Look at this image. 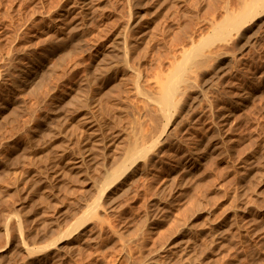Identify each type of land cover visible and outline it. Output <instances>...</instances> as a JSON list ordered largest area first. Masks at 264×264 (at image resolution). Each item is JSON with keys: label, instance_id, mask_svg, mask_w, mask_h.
I'll list each match as a JSON object with an SVG mask.
<instances>
[{"label": "rangeland", "instance_id": "obj_1", "mask_svg": "<svg viewBox=\"0 0 264 264\" xmlns=\"http://www.w3.org/2000/svg\"><path fill=\"white\" fill-rule=\"evenodd\" d=\"M84 1H86V3ZM150 3H154V4L158 5V6H160L161 3L164 4L162 7H159L160 14H159L158 18H160L163 21L169 22L174 27V31L177 30V32L184 31V32H188V33L195 32L196 39H199V38H201L203 36H207V40H208V38H209L208 36L210 35V38H211V37H213L212 34L215 35V33H214V26L212 24H210L209 20L208 21H205L204 20V16H205L206 11H208L210 8L213 10V8L216 7L218 9V14H217L216 17H213V18H215V19L217 18V21H220V20H222L226 16V11H225V8L223 9V6L229 5V7L231 9V12H233V10H238V7L240 5L239 4L240 3V0H176L175 2H173V0H166L165 2H163V0H152ZM149 18H150V12L146 11V2H145V0H83V1L82 0H0V71H1L0 72V74H1L0 75L1 76V78H0V83H1L0 84V86H1L0 87V104H1L0 105V121H1V124H4V125H1L0 124L2 126V127H0V130H1L0 131V138L2 137V140H0V150H1L0 151V162H1V164H0V172L2 173V174H0V178H1V176L2 177L4 176L3 177V178H5L4 181H7L6 180V176H8V178H9V176H11L9 179H11V181L13 180L12 183L14 182V184L16 186H18V187H16L15 185H13L10 180L6 183V182H4L2 180V178L0 179V180H2V182H4V183L0 182V189L2 188L1 189L2 191L0 190V193L2 192V195H3L4 192L8 191L9 193L11 192L10 193V197L11 196L13 197V194L16 197V198H12L11 197V200H9L10 198L8 196L9 195L8 192H6L4 194V196H1L0 195L1 196L0 197L1 201L5 199L3 202H7V201L9 202L8 203L9 205L7 203H3V202H2L3 204L0 203L1 204V206H0V214H1V216H0L1 217L0 218V220H1L0 221V224H1V226H0V232H2V234L4 235V236L3 235H0L1 236V238H0V248L3 247V249H4L5 244L7 243L6 238H8L7 239L8 240V243H7L8 246L6 245V247H5L6 250L5 251H2V249H0V262H1L0 264H3L4 261L6 262L4 264H21V263H18V262H23V260H24L23 257L24 256L21 255V253L18 252V251H20V249L24 245L27 246V244H28V247H29V245L31 247V244L32 245L33 244L36 245L38 243L37 241L42 240V241H40L42 244L41 243H38L37 246L33 245V247L35 246V248H38V245H40V247H42V245L45 246L50 241V239H53L54 240L56 236H57L56 237L57 239H58V237H60L61 233H57V232H60V231H63L64 232L65 229H68V227L71 228V226H75L74 225V223L76 222L75 219L77 221H79L77 223L80 224L82 222L84 223V221L87 218L89 219L91 217L90 220H92V218L101 216V214L99 215V213L104 209V206L103 205H102L103 207L101 206V204H104V201H103L104 198H101L102 201H101V199L99 200V198L101 197V195L94 190L95 189L94 187H90V186H93L94 183L97 182V181L95 182L96 178H98L99 181H100V176H102L101 177V181L103 179V175L101 174V172L103 173L104 167L103 168L102 167L101 168L100 167H97L98 166L97 164H100L101 163V166H103V164H104L103 162H105L106 165L108 164V162L111 163V161H113L112 159H115L114 158V155H116V157L118 155L121 156V154H120L121 150L124 147H126V148H124L125 150L127 149L128 145H129L128 142L130 140H131L130 143H132V142H134V139L135 140L142 139V138H139L141 135H142V137H145V136L148 137L149 132H150L149 139H151V137L153 136L152 135V132L157 130L156 131V133H157L159 130H161V128H163L164 123L167 122L165 120V118H163L161 115H159L158 113H156V111L152 110L150 108V106L148 107L149 104L146 103L147 101L144 102L146 100V99H144L145 96H143L141 93H140V95L137 93L139 91V89L137 87H134V86H136V84H137V82H135V81H137L136 77H138L137 76L138 74L135 73L136 71L134 69H130L129 72H128V74H129L128 75V78H129V81H131V82L128 81L129 82L128 83V88H130L131 94H133V95H129L130 97L127 96L128 98L122 92H119L120 89H121V91L123 89H125V85L121 84V86L119 85V86H117V87L114 88L113 87L114 85H113L112 82H110V81L106 82L104 79H100V80H98V81L95 82L96 85L95 84H92L93 86L91 85V87H90V89L92 88L90 90V94H91L90 97L91 98L93 97L91 99V101L94 100L96 98V96L100 95V97H102V100H101L100 104L96 108L97 109L98 108L101 109V107H103L101 109V111H102L104 109V107H105L102 104H105L106 103V107H107L109 104H112V102H113L112 106L111 105H109V106H111L113 108L111 109L108 106L109 108H107V109L105 108L104 109L107 112L106 113L103 112V114H102V112H97V113H101V114H98L97 117L101 120L102 118H105L108 115H110L112 113V110L114 112H117L118 111V113L120 111L121 116H123V117H120V118H122V119H120V121L118 120L119 118L117 119V122L118 121L119 122H118V125L117 126L115 124L116 128H115V126H112V130H111V129H109L111 127H107L103 131L104 132V135L106 134L104 138L107 139L106 141L104 140V144H105V142H107L104 145V147H103V145L101 146L103 148V150H105V147H106L105 155H102L103 157H100L99 155H101V153L104 154V152L101 151L102 150V148H101L100 149V153H99L98 149L96 148V150H94V152H93L95 156L92 159H90V160L95 161V162L93 163L90 160L87 161L88 162V167L90 166L89 169L87 167V163H85L86 165L84 164V166L83 165L80 166V167H77V166L75 167L74 166V169L68 171V173L66 172L69 175H66V174L65 175L64 174L60 175V174H57V172L54 171L55 170V167H54V161H53L54 158L53 157H55L54 155L56 154L55 153L56 152V149L57 150H59V149L60 150H63L62 147L65 146L64 149L68 151V155L70 154L69 157H71V155H73L72 156L73 159L76 160V161H74V163L77 162L78 159H81V156L79 154H76L79 151V146H78V144H75L74 143V145H76V147L74 149L73 142H76L75 140L77 138L75 136H77V135L79 136L80 135V130L77 129L79 131V132H77L76 128H74V127L75 126L79 127V125H81V122H79V121H81V119L79 120V118H82V116H84L83 115V109H81V106H80L79 103L78 104L76 103V104L79 105L80 108L77 107L75 103H74V105L77 108L74 107V106L72 107L71 105H73V104L70 102L71 101L70 98H72L74 96L72 94H75V97L76 98H77L78 95L81 97L82 100L84 98L83 93H81L82 92L81 90H82V87H83V85H81V84L83 83V81L85 79V73H83V72H85L84 71L85 68H83V67H85L84 64H86V62H88L89 65H90L89 67H90L91 73L93 72L92 74H94V73L96 74L97 72H94V71H97V68H98V65L97 64H100L101 63L100 66L102 64H104L102 61H100V63H99V61L97 60L98 58H95L96 57L95 56L96 55V52L100 48H102V47H104L106 50L107 49L110 50L112 47H114V44L112 42H114V43L117 42V39H115V38H117L118 36L115 37V35L116 34H119V32L120 33L121 32L122 33L123 32H126L127 29L130 30V31H139V30L144 29L145 28L144 27L145 26L144 25V22L147 21V20H149ZM143 20H145V21H143ZM134 22H135V24H134ZM131 24L133 26L136 25V24H138L135 27L136 28L135 30L133 29V26ZM48 27H49V29H48ZM130 27H131V29H129ZM19 31H21L23 33L19 32ZM123 34H120V35L122 36ZM14 35H15V38H14ZM99 35L100 36L102 35L103 37L101 36V38H99ZM25 36H26V38H25ZM62 36H64V37H62ZM110 36H111V38H109ZM121 36H119V37H121ZM215 37H216V35H215ZM10 38H11V40H10ZM96 38H98V39H96ZM102 38H104V39H102ZM97 40H100L99 41L100 43ZM212 40H213V43L211 45H213V44L215 45V42L216 43L218 42V40L215 41V42H214L215 39H211V41ZM208 41H210V40H208ZM110 46H112V47H110ZM230 47H231V45H230ZM230 47H228V48L231 51H233V53H235L236 51L239 50V48H238L237 45L234 46L232 44V47L231 48H233V50ZM26 48H27V50H26ZM87 49L88 50L90 49V51H88ZM7 51L11 55L8 54ZM29 52H31V53H29ZM115 52L117 53V55L120 54L119 55V58L121 56L122 59L120 58V60L123 61L124 54L121 51H115ZM28 53L30 54V56H29ZM236 53H237V57L240 58V56H241L240 55V51H238ZM7 54L9 55L10 59H9V57H8ZM44 54H45V56H44ZM5 55H7V56L5 57ZM87 55H88V57H87ZM89 55L92 58H90ZM34 57H35V59H33ZM37 57H38V59H37ZM82 57H84V59ZM81 58H82V60H80ZM85 58H86V62L84 63ZM94 59H96V60H94ZM32 60H33V62H32ZM81 61L84 64H82ZM10 63H12V64H10ZM246 64H248V65L251 64V65H250V67L248 66L249 68H247V65ZM15 65H17V67ZM95 65H97L96 66L97 68L95 67ZM33 68H34V70H33ZM9 69H11V71ZM12 69H13V71H12ZM18 69H19V71H18ZM92 69H95V70L92 71ZM259 69L260 70L264 69V49H262V47H261L260 44L257 45L256 47L252 48V50L248 54L242 56V58H240V61H238L237 67L233 68L232 71L226 73L221 78V80L219 81L218 85H216L213 89H211V91L210 90L208 91V93L210 92V94H208V96L211 99H213L212 97H214L216 99V97L218 96L219 93L229 92V88H230V90L233 89L235 91H239L238 88H235V87L233 88L232 86H231L232 87L231 88L229 86V84H228L229 83V80L235 78V73L237 71L240 74L243 73L241 75L245 78V79L243 78L244 82H247L248 81L247 83H251L252 86H253L252 89H251V92L249 93V96L246 97L245 98L246 100L244 99V101H243V102H245V104L243 103L241 105V107L238 108L235 111L236 113H233L234 114V115L232 114L233 116L231 115V117H230V121L231 122L229 121L230 123H228V125L224 126L222 129H220V131L218 130L221 133H218L217 130H216V133H218V134H216V135H214L215 133L214 134L213 133H210V134H213V135H211V137H213V140H214V141L212 140L213 143L216 142V141H218L216 143H218L220 145L219 148L217 150H215L214 152H212L211 154H209L208 156H206V157H204L202 159L201 165L196 170V172H193V173L192 172H188V173L185 172L186 174L185 173H182V172L180 173V177L183 176V177H185L187 179L186 180L185 178H183V181L184 182H185V180L188 181V182H185V183L183 182L185 186L182 184V186L185 187V188L183 187L184 189L182 190V193H185L186 192L187 194L184 195V194H181L180 192H179L180 194L177 192L178 194H176V197H175L176 199L175 198L173 199V202L175 201L174 202L175 205L173 203H172L173 205L172 204L170 205V208L173 207L172 209L167 210L165 212L166 214H163L161 212L162 214L161 213H160V215L158 214L159 216H157L155 220L146 217V221H145V218H144L145 216L144 215L146 214V216H147V211L149 209V206L148 205L150 204L151 199L154 197L153 194L151 196L150 193L153 192V191H149L150 193L149 192H146V193L143 192L142 193L143 196L142 195L136 196L135 193L133 195L130 194V196H128V197L127 196H124L125 200H122V199H124L122 197L120 199V205H119L120 207H123V208H120V207H117L116 208V209L120 208L121 212H120V210L119 211L118 210H115V213H114V211H112L110 213V214H114V215L116 214L115 215V219H114L115 221L114 222H113V218H114L113 216L114 215L111 216L112 217V220L111 219L109 220V221H112V222H109L108 221V219L110 218V216L102 215L103 216V219L105 218L104 219L105 222L108 221L107 223H105L103 221V223H105V225H108L110 223L111 225L113 224V226L111 227L110 224L108 226H105L102 223V225H103V227L105 229L102 227L103 228L102 229V234L100 235L101 238L99 237L97 239V241H96V244H97V242L100 239V241H99L100 243L98 242V246L95 244L93 246H96V248L93 247V246L91 248L90 247H86L87 249L84 248V250H82V252L79 253L80 255L83 254L82 256H78L79 254H76L77 256L75 255V256H73V258L70 257V256H68L64 260L65 262H63L62 264H68V263L71 264L70 262H72V261H73L72 264H75L76 261L79 264L84 263V262L86 264H92V263H94V264H137V261H136L137 259H139L138 260L139 261L138 263L139 264H142L141 262L143 261L144 258H145L144 260H146V258L149 256L148 254H151L152 252L153 253L154 252H157V250L159 251L161 249V247L164 246L165 243H167V244H165V246L163 247V250H160L162 252L161 256L165 255L166 252L167 253L171 252V253L168 254V255L172 256L169 259H172L173 258L172 261L174 262V258L176 257V260H178V262L181 261L179 263L177 261H175V264H177V263L178 264H181V263L182 264H188V263H190V264H192V263L193 264H195V263L196 264H200L201 263V260L203 261L204 258H205L204 259L205 263L202 262V264H207V263L208 264H213L214 261H215V259H216V256L217 255L221 258V262H219L220 261L219 260L220 258L217 256L218 257L217 258L218 260L216 259V261H217V263L215 261L216 264H219V263H221V264H224V263L225 264H234L235 262L238 263V262H240L241 259H243L247 255H249L248 257L250 259L247 257L248 260L245 259V260H247V261H245L243 259V261L241 260L242 261L241 263H243V264H247V263L248 264H254V262L257 263V261H258L259 264L260 263L261 264H264V260H262V259H264V257H263L264 256V254H263L264 253V241H262L264 239L263 238L264 237V228H263L264 227V218H263V220L258 219L259 214H261V213L264 212V76L260 77V74L261 73H259V71H260ZM3 70H4V72H3ZM14 71H16V73ZM21 71H23V72H21ZM31 71H32V74H31ZM19 72H20V74L21 73L22 74L20 75ZM5 75H6V77H9L10 75H11L10 77H12V76L13 77L12 78H8V80H7L6 77H5ZM257 75H259V76H257ZM253 76H255L257 78L254 77L255 79H253ZM246 78H247V80H246ZM23 79H25V80H23ZM134 79H136V80L134 81ZM249 79L251 81H255V83H252ZM15 80L17 81V83H16ZM81 80H82V82H81ZM9 81H10V84H9ZM105 82H106V84H105ZM20 83H21V85H20ZM133 83H134V86L132 85ZM13 84H14V86H13ZM129 84L131 85L130 87H129ZM19 85H20V87H18ZM111 85H113V86H111ZM12 86H13V88H12ZM109 86L112 87V90H111V87H109ZM79 87L81 88V90H77V89H79ZM107 88H110L109 90H111V91L108 90L109 93H107L108 92L107 91ZM117 88H120V89H118V93H121L120 94V98H119V95L117 93ZM134 88H136V89H134ZM16 89H17V91H16ZM98 89L100 91H98ZM95 90L98 93H96ZM78 92H79V94L77 95ZM103 92H104V94H103ZM111 92H112V94H110ZM106 93H107V95H105ZM134 93H137L139 96L142 95L143 97L141 96V97L138 98V95L136 96V94H134ZM80 94H82V95H80ZM115 94H116V96H118L117 97L118 99L115 98L116 97V96H114ZM36 95H38L37 98H36ZM42 95H45V96L42 97ZM108 95H109L110 98L108 97ZM6 96H9V97L6 98ZM103 96L105 98L107 97L108 99L107 98L106 99H103L104 98ZM121 96L122 97L125 96L126 98L123 97V99H124L123 100V99H121L122 98ZM133 96L134 97H137L138 100H136L137 98L136 99L135 98L133 99ZM40 97H42V98H40ZM75 97H73V98L76 99ZM73 98H72V100L74 102L79 101L77 99L74 100ZM113 98H114V100H112ZM81 99H80V101H81ZM119 99H121V100L118 102ZM215 99H213V100H215ZM7 100L10 101V102H8ZM37 100H38V103H37ZM39 100L41 101V103H40ZM44 100H45V103H44ZM103 100L104 101L107 100V101L104 102ZM108 100L111 101V102H109V104L107 103ZM115 100H117L116 104L114 103ZM50 101H52V102H50ZM60 101H62V102H60ZM121 101L122 102L124 101L123 104H125V105L121 106L122 105V102ZM64 102H66V103L68 102L67 104H68V106L70 104V106H69L70 108L68 106H66V105H65L66 106L65 107L63 105ZM142 102L144 103V105H145V103L147 104V106L146 105L145 106L149 108V112H151V113L146 112L147 111L146 109H148V108H146L145 110L144 109H140L141 106H142V108H145V107H143L144 105H143ZM4 103H6V104H4ZM43 103L46 104V106ZM133 103H135V104H133ZM19 104H20V106H19ZM37 104H39V106H41V105L42 106L41 107H38ZM47 104H49V105H47ZM53 104H55V106ZM136 104H137V107H139V108L136 107ZM206 104H207V102H204V104H202L203 106H200L195 111V115H193V117L195 116V118H196V117H199V116L209 115L208 112H210V110H208L209 108H206V107H208V105H206ZM14 105H15V108L16 109L14 108ZM115 105L119 106L120 107V110H119V107L117 108V107H115ZM53 106H54V108H53ZM124 106H126L128 108L130 107V109L127 108L126 109L127 112H125V109H124L125 107ZM42 107H44V108H42ZM121 107H123L122 109H124V110H122ZM36 108H40V111H39V109L37 111ZM48 108H51L50 109L51 111ZM66 108L68 110H66ZM75 108L77 110L78 109L79 110L78 111H75ZM41 109H44L45 111L43 110V112H42ZM108 109L111 110L110 114L108 113L110 111ZM115 109H117V110H115ZM70 110H73L74 113L72 111H71L72 112L71 113ZM96 110L94 109V111H96ZM142 110H144V112H146L145 114L149 113L147 115L152 114V116H153L154 113L158 114L159 116L156 115V114L155 115L158 116L159 117L158 119H160V120L159 121H158V119L156 120V116L151 117V119H153L155 117L154 120H156V121L149 119L148 116L147 117H146V115L144 116V112ZM32 111H34V112H32ZM138 111H140V113ZM1 112H2V114H1ZM37 112H39V114ZM66 112L70 116L68 114H66ZM77 112H78V114H77ZM6 113L8 115H4ZM104 113H105V115H104ZM107 113H108V115H107ZM123 113H124V115H122ZM65 114H66V116H65ZM71 114H72V116H71ZM73 114H74L75 117L73 116ZM32 115L33 116L35 115L34 117L36 119ZM63 115H64L65 118L63 117ZM99 115H101V116L103 115L104 117L102 116V118H101V116H99ZM4 116H8V117H6V120H8V122H12V125L13 126L10 125L11 123L8 124L7 121L2 120V119H5V118H3ZM40 116H42V117H40ZM51 116H53V117H51ZM57 117H59V118H57ZM60 117H63V118H60ZM12 118H13V120L15 119L14 120L15 123H14V121H12ZM45 118H47V119L45 120ZM33 119H35V120H33ZM53 119H54V122H53ZM57 119H59V120L57 121ZM64 120H66V122ZM47 121H48V123H47ZM55 121H56V124L57 125L55 124ZM153 121L156 122L155 124H153V125H155L154 126V129L155 130H151V129H153V127H152L153 126L152 125ZM52 122H53V125H54L55 128L52 126V124H51ZM75 122H77L78 124L76 125ZM72 123H74V126H72L73 125ZM160 123H162V124H160ZM62 124H63V127H61ZM67 124H69V125H67ZM5 125H6V127L4 128ZM17 125L20 128L17 127ZM47 125H48V127L49 126L50 127L49 128L46 127ZM58 125H61V126L58 127ZM24 126H25V128H24ZM156 126H159L160 129L158 127H157L158 128L157 129ZM227 126L228 127L230 126L229 129H228ZM11 127L12 128L14 127V129H17V128L18 129L17 130H13ZM60 127H61L62 132L58 130V129H60ZM69 127H70V131L72 130L71 132L68 131ZM41 128L44 129V130H46V131L42 130ZM56 128H58V129L55 130ZM5 129H6V131H5ZM7 129H8V132H7ZM120 129H122V130H120ZM123 129H124V131H123ZM32 130L34 132H32ZM54 130L56 131V133L53 132ZM63 130L66 131V132H64ZM226 130H227V132H226ZM10 131L12 132V135L13 136L11 135ZM41 131L43 132V134H42ZM51 131L54 133V136L56 135L55 137L53 136V133H50ZM6 132H7L8 135H10V137H8V135L6 134ZM47 132H49L50 134H49L48 137H45V135L47 134ZM119 132H121V133H119ZM3 133H4L5 137L3 136ZM23 133H25V134H23ZM44 133H46V134H44ZM59 133L62 134V135H60ZM65 133H67V134L66 135H63ZM76 133H79V134H76ZM145 133H148V134H145ZM203 133L204 134L207 133V135H210L209 134V131L208 132L205 131ZM16 134H18V135H16ZM108 134H109V137L107 136ZM135 135H138L139 137L137 136L138 137L137 138ZM50 136L51 137L53 136L54 138L53 137L52 138H49ZM57 136H58V138H57ZM71 136H72V140H71ZM115 136L117 137V139H113ZM127 136H128V141H127ZM6 137H8V138H6ZM23 137H24V139H23ZM62 137L63 138L65 137V139H63ZM110 137H112V138H110ZM147 137H145V139ZM37 138L39 140L41 138L44 139V140H42V142H40L41 143L40 144L39 143V140ZM129 138H132V139H129ZM7 139H9V140L7 141ZM27 139H31V140H27ZM46 139H48V140H46ZM52 139H54V140H52ZM62 139L64 140V142H66V140H68L66 142L67 143V146H68V149L66 147V143L63 144V142L61 141ZM25 140H27V141H25ZM70 140L72 142H70ZM112 140H114V141L111 143ZM147 140H148V138H147ZM1 141H4V142H1ZM30 141L32 142L31 144L29 143ZM46 142H48V143H46ZM60 142H62V143L60 144ZM126 142H127V145L124 146L126 144ZM2 144H3V146H2ZM56 144H57V146H59L61 148L57 147ZM108 144H109L110 147L107 146ZM8 145H10V146H8ZM7 146H8V148H7ZM13 146L16 147V148H14ZM25 146H27V147H25ZM30 146H31V148H30ZM33 146H35V147H33ZM51 146L52 147L55 146V148L53 149ZM71 146H72V148H71ZM37 147H38V149H37ZM114 147H115V149H114ZM50 148H52L51 149L52 152L50 151ZM155 148H158V145ZM155 148H154L153 151L157 150ZM24 149H26L25 150L26 154L23 151ZM116 150H118L117 153H116ZM123 150H122V158L124 157ZM21 151L23 152L22 155L24 156V154H25V156L28 158V161H27V158L25 156H24L25 157L24 158L22 155H19V153L21 154ZM27 151H28V153H27ZM47 151H49V152H47ZM95 151H98V152H95ZM109 151L112 152V154H110ZM113 151H114V153H113ZM34 152H35V154H33ZM45 152H47V154L48 153L50 154V152H51V155H47L46 154V156H45L44 155ZM52 153H54V155ZM97 153H98V155H97ZM31 154H32V156H30ZM36 155H38V156L39 155H43L42 157L44 158V160L47 157H49V156L50 157L52 156V158L51 159L48 158V160H46V161H49V160L50 161H49V163H47L46 161H42L43 158L41 156L38 159V157ZM29 156H30V159H31L30 161H29ZM4 157H5V159H4ZM10 157L12 158L13 161L16 160L15 162H13L14 166L17 163V165L15 166L16 168H13L14 166L12 164V160H11ZM18 157H19V159L22 158V157L23 158H22V160H19V159L17 160ZM36 157L39 160V162H38V160H35ZM105 157H108L109 158V161H108V158H105ZM7 158H8V160H6ZM118 158H119V156H118ZM40 159H42V160H40ZM103 159H105L106 161L105 160L103 161ZM118 160L121 161V157ZM6 161H8V162H6ZM9 161L11 162L12 165L9 164ZM17 161L18 162L20 161L21 164L19 165V163ZM23 161H26V162H23ZM31 161L32 162L33 161H35V162L37 161L36 164H38V163L39 164L36 166V164L33 162L34 164L31 163L32 164L31 165L29 163ZM89 162H90V164H89ZM51 163H53V166H52ZM25 164H27L29 167L27 165H25ZM117 164H120V162L117 163ZM23 165H24L25 168H22ZM81 167H82V169H81ZM96 167L97 168H100V169H96ZM2 168L3 169L5 168L7 171L6 170H3ZM26 168H29V169L26 170ZM15 169L18 172H20V174L17 172L18 175H22L21 173L24 172L23 173V176H18L16 174V170ZM47 169L49 171L51 169L52 170H51V172H49ZM95 169L98 171V173L96 172ZM76 170H78V171H76ZM99 170L100 171L102 170V171L100 172ZM11 171H13L12 173H14V172L15 173L14 174H11L10 173ZM85 171H86V173H85ZM93 171H95V172H93ZM74 172H76V173H74ZM81 172H82V174H80ZM87 172H88V174H87ZM92 172H93V174L90 175V173H92ZM99 173H100V175H99ZM9 174H11V175H9ZM47 174H49V176ZM73 174L74 175L77 174V175L73 176ZM84 174H86V175H84ZM12 175H17L18 178H17V176L16 177L14 176L12 178ZM53 175H55V177ZM43 176H44V178H43ZM46 176H48V177L46 178ZM58 176H59V178H58ZM84 176H85V178H84ZM92 176L94 177L93 178L94 181L92 179ZM50 177H52L51 180H50ZM68 177H70V178L72 177V179H70ZM33 178H35V179H33ZM38 178H40V179H38ZM65 178L66 179L68 178V179L65 180ZM15 179H17V180H15ZM32 179H33V181H32ZM53 179H54V181H53ZM57 179H59V180H57ZM84 179H86L88 182L86 180H84ZM39 181L40 182L43 181V182L40 183ZM89 181H90V183H89ZM31 182L35 186L34 188H36L38 186L37 189H32L33 188V185L31 187V184H32ZM61 182L64 183V184H62ZM10 183H11V185H10ZM48 183H50V184H48ZM51 183H52V185H51ZM56 183L59 184V185L60 184L63 185V186L60 185V190L59 189L58 190L56 189L57 187L59 188V185H57ZM46 184H48V185H46ZM1 185H2V187H1ZM6 185L7 186L9 185L10 188H9V186L7 187ZM44 185H45V187H44ZM51 187H53V188H51ZM5 188H8L9 190L8 189L5 190ZM15 188L17 190L18 189L19 190L16 191ZM47 188H49V189H47ZM46 189H47V191L43 192ZM31 190H33V191H31ZM88 190H90L89 191L90 193H87ZM92 190H93V193H91ZM13 191H16V192L12 193ZM29 191L32 192V193H30ZM37 191H39L42 195L40 193L38 195V192ZM58 191H60V192L58 193ZM94 191L96 192L95 194H94ZM27 192L29 193V195L26 196V198H25V194L27 195ZM48 192H49L50 195L48 194ZM17 193H18V196H17ZM45 193H47V194H45ZM147 193H148V195H147ZM98 194H99V197L97 196ZM190 194L192 195V198H193L192 201H190L188 198L186 200V197H188ZM22 195L24 197H22ZM32 195H34L37 199L40 198L39 196H41V198L37 201L36 198L34 196H32ZM44 195H47V196H44ZM59 195H60V197L57 198ZM86 195L87 196L90 195V196L87 197ZM144 195L146 197L145 199H147L148 196L149 197H148L147 200H145L143 202L142 200L144 199ZM7 196H8V198H7ZM31 196H32V198H31ZM53 196H54V198L52 199ZM19 197H20V199H19ZM43 197H46V199L44 200ZM47 197L49 198V200H51L50 202L53 203V204H50V202L46 201L48 199ZM85 197H87V199ZM95 197L98 198V199L96 200ZM130 197H132V198H130ZM137 197H139V198L137 199ZM181 197H182V199H181ZM21 198H22V201H21ZM84 198L87 201H82V200H85ZM128 198H130V199H128ZM133 198H134V201H133ZM183 198H185V199H183ZM189 198H191V196H189ZM234 198L236 200L235 202L233 201ZM41 199H42V201H41ZM92 199H94L96 202L93 201ZM126 199H127V201H126ZM56 200L58 201V203H57ZM78 200H80V201H78ZM121 200H122V202H121ZM198 200H199V202L200 201L201 202L198 203ZM230 200H231L232 204L229 202ZM12 201H14V203ZM27 201H28V203H27ZM31 201H32L33 206L31 204ZM92 201H93V203L91 204ZM97 201H99L100 207H98V208H100L101 211L100 210L99 211H95L96 210V207H97V205L95 203H97ZM128 201H129V205H127L128 203L126 204V202H128ZM195 201H197V204L198 205L203 204L204 206H206L207 203H209L208 205H211L210 207H212V204H213V206H216L215 208L212 207L213 209L212 208L211 209H208L209 207L206 206L207 207V211L205 212L206 214H204L199 219L200 220V223L199 222H196L198 225H201V226H198V225L195 224L196 226L194 228L195 231L197 232L196 235L197 236L199 235V238H197V241L191 243V247H190L191 250L189 249L188 251H187V249H186V251L184 250L185 249V248H183V245L184 244L182 246L175 245V247L174 246L173 247L168 246L169 243H170V238L177 232V230L175 232L173 231V230H175V227L174 226H176V224H177V222H174L173 219H175L178 216L177 213L178 214H181V215H179L177 217V219L178 218H185L186 215L189 216L192 213V212L191 213L189 212L190 211L189 209H191V211H194L198 207V206H196L197 204L195 205ZM246 201L248 203L249 202L250 203L248 204ZM251 201H252V205H254L253 203H255L256 206H252L251 205ZM10 202H12V203H10ZM15 202H17V203H15ZM36 202L38 204L40 203L39 206H38V204ZM54 202H55L56 205L54 204ZM75 202H77L79 204V208H78V204H76V205L74 204ZM86 202H87V205H86ZM88 202H89L90 209H91L90 210V213L92 211H95V212H97L95 214H98L99 216L98 215H95L93 217V215H94L93 213H91V215H90V213L88 212L89 210L86 211L88 209V207H89L88 206ZM100 202H102V203H100ZM146 202H147L148 205L145 204ZM189 202H191V203L194 202V204L192 203L193 206ZM228 202L231 204V206H233L232 207V210H231V206H229ZM233 202L238 204V205L236 204L237 207L238 206H241V210L238 209L240 207H238V208L234 207L235 204ZM34 203H36L37 205L34 204ZM44 203H46V204H44ZM48 203L50 205V206L48 205L49 207H51V205L58 206V207H56L57 209H55L54 207H51V209L52 208L53 209L50 210V208L47 206ZM83 203H85V207H84V204ZM139 203H141L142 205H140ZM5 204L8 205L9 207H6ZM13 204H15V205H14V207L12 206L13 207V209H12L11 205H13ZM16 204H17V206L19 208H22V209L19 210V208L16 206ZM26 204H27V206H26ZM59 204H61V205H59ZM62 204H63V206H62ZM71 204H72L73 207L71 206ZM144 204L146 205V207H145ZM20 205L22 207H20ZM34 205H35V208L36 209H34ZM40 205H41V207H40ZM91 205H93V206H91ZM95 205H96V207H95ZM125 205H126V207H125ZM130 205H133L134 207L133 206H130ZM243 205L246 206L247 208L245 209ZM82 206L84 208L81 210ZM135 206H137V207H135ZM140 206H143L144 208L143 207L140 208ZM190 206H192V207L190 208ZM242 206H243V208H242ZM250 206H251V208H250ZM43 207H45V208H43ZM124 207H125V209H124ZM193 207H195L196 209L193 208ZM6 208L7 209L9 208L11 211L9 209L7 210ZM24 208L27 209L29 212L27 210H23ZM71 208H73V209L71 210ZM98 208H97V210H98ZM130 208H133V210L132 209L130 210ZM192 208H193V210H192ZM30 209H32V211H31L32 213L30 212ZM65 209H67V211ZM74 209H75V211H78L79 210V212H75ZM92 209H95V210H92ZM123 209H124V211H123ZM185 209L186 210L188 209V210L185 211ZM13 210L15 211V215L17 213L16 210H18L20 213L18 212L17 214L18 215L20 214V217H22V218H20L18 215H16V216L13 215L14 214ZM144 210L145 211L147 210L146 213H145ZM209 210H210V212H209ZM4 211L5 212L7 211L6 214H5ZM24 211H25V214L28 215V217H27V215L22 214V213H24ZM33 211H36V212H39L40 211L39 214H40L41 218L39 217V219H38V216H36L35 214H37V215H39V214L38 213H35ZM81 211L82 212L84 211L85 214L82 213ZM127 211H128V213H127ZM61 212H63L64 214L63 213L61 214ZM74 212H75V215H74ZM184 212L185 213L188 212V213L185 214ZM42 213H43L44 216L41 215ZM69 213H71V214L69 215ZM76 213L78 215L80 213H82L79 216H82L84 214L85 216L83 215L82 219L85 218V220L84 221L82 220V222H80V220L77 219L79 216ZM124 213H125L126 216L124 215ZM11 214L13 215V217H12ZM86 214L90 215V217L88 216L86 218ZM242 214L244 215V217H243ZM2 215H3V217L4 216H6V217H4V219H2L3 218ZM117 215H118V217H117ZM131 215H134V216H131ZM7 216H9V217H7ZM14 216H15V218H14ZM72 216H74V217L71 220V222H69L70 221L69 219L72 218ZM106 216H107V218H106ZM128 216H129V218H128ZM174 216H176V217H174ZM204 216H206V220H205V217ZM239 216L240 217L242 216V217L240 218ZM10 217H12V218H10ZM125 217H126V219H125ZM237 217L240 218V219L237 220ZM64 218H66L68 220H65ZM121 218H123L126 222L125 221H122L123 219H121ZM142 218L144 219V221H143L144 223L143 222L141 223V221H138L139 219L142 220ZM210 218H211V220L209 221ZM253 218H254V220L255 219L256 220L254 221ZM5 219H6V221H5ZM20 219L23 222H25V223L20 222ZM23 219L24 220L27 219V221H24ZM33 219H36V220H34V222H33ZM52 219H54L53 221H55L56 223L53 224ZM88 219L85 221L86 223L88 222ZM117 219H120V220H117ZM185 219H187V218H185ZM257 219L259 220L260 223H258V220ZM150 220H152V221H150ZM207 220H208L209 223L206 222ZM244 220H245V223H244ZM49 221L52 223V226H51V224L50 225L48 224ZM57 221L59 222V224H58ZM62 221L63 222L67 221V222L63 223ZM72 221L73 222L75 221V222L73 223ZM96 221H97V218H95V221H94V219L92 220V222L90 221L89 224L90 223H93V222H96ZM202 221L205 222L204 223L205 225L204 224H201V223H203ZM237 221L238 222L242 221V222H240V224L243 227V228L241 227L242 229L239 227V225H238L239 223L237 224ZM5 222H7V223L9 222V223L6 224ZM45 222L46 223L48 222L47 224H48V226H50V228L52 230L51 229L49 230V228H46V227H48L47 224L42 225V223H45ZM127 222L130 223L132 226L129 224V227H128V223ZM139 222L142 225L141 224L138 225ZM146 222H148V223L146 224ZM213 222H215L216 224L213 223ZM217 222H220V223H217ZM233 222H236V223H233ZM246 222L248 223V227H250L251 230L252 231L254 230L255 232L254 231L252 232L250 229L249 230L251 232H249V230L247 229V227H244L245 224H246ZM254 222L256 223V225H255ZM4 223L6 225L3 226ZM77 223H76V225H77ZM242 223L244 224V226H243ZM20 224H22V225H20ZM56 224H58V225H61L62 224V227H64L65 229L64 228H63L64 230L61 229L62 227H60V226H58ZM71 224H73V225H71ZM136 224H137V227L138 226L139 227H138V229H136L137 228L136 227L135 230H134V226ZM41 225L43 227L45 226V228L39 227ZM83 225H86V224L84 223ZM252 225L254 227H252ZM6 226L8 228L10 227V229L12 228V230L10 232L12 236L9 235L10 233H8V232L10 230H8V228ZM19 226H22V228L19 227ZM56 226H57V228L60 231L59 230H56L57 232L53 235L51 233H54V232H51V231H54L53 229L54 228L56 229ZM66 226H67V228H66ZM144 226H146L145 227L146 229L144 228L143 231H142L141 229ZM172 226H173L174 229L172 228ZM114 227H116V228H114ZM225 227H226V231H223V230H225V229H223ZM227 227H228V229L230 231L227 229ZM236 227H237V229H236ZM40 228H41V230H39ZM208 228L210 229V231H209ZM232 228H233V230H232ZM239 228H240V230H242V233L241 234L244 235V236L241 235V237H242L241 239L243 241L239 238V236L237 235V233L235 234V231L238 230ZM257 228H259L260 230H262V231L258 230L259 231V232H257L258 234L256 233V231H257L256 229ZM112 229H114V232L117 231L116 232L117 234L114 233V232H111V231H113ZM115 229H117V230H115ZM17 230H19V231L24 230V231H22L23 233L21 235V232H19ZM37 230H38V232H37ZM43 230H45V231L43 233H40ZM169 230H172L174 232V234L172 232V234H173L172 236H170L171 235V231H169ZM246 230H247V232H246ZM3 231H4V233H3ZM33 231H35V232H33ZM198 231H199V233H198ZM222 231H223V233H222ZM227 231H229V232H227ZM139 232H141V233H139ZM232 232L234 233V235H233ZM7 233H8V235H7ZM44 233H45V235H44ZM113 233L116 236H118V237H115V235ZM203 233H206V234H203ZM227 233H229V234L227 235ZM231 233H232V237H231ZM31 234H33L32 235L33 236V241L35 240L36 241V242L34 241L35 243L32 241V236H30ZM39 234H40V236H37ZM119 234L120 235H124V237L123 236H119ZM214 234L217 235V237L216 236H213ZM252 234H254V235H252ZM18 235L21 238H19ZM23 235H24V237H23ZM250 235H252V236H250ZM13 236H16V237H13ZM28 236L30 238H28ZM47 236H49V237H47ZM102 236H104L106 239L105 238L102 239ZM204 236H206V237H204ZM212 236L215 237L214 238V240H215L214 241V245H213V243L212 244L210 243V242H213V240H212L213 237ZM226 236H228V237H226ZM233 236L234 237L237 236L239 238V240H238L237 237L234 238ZM45 237H46V241L49 240L47 243H44ZM251 237L253 239H251ZM41 238H44V240L41 239ZM125 238H127L126 241H125ZM167 238H169V241H168ZM217 238H220L219 240H221V241H219ZM232 238H233V240H232ZM245 238H247V239L245 240ZM248 238H250V239H248ZM4 239H5V241H4ZM9 239H10V242H9ZM59 239H62V237H60ZM121 239H122V241H124L126 243L122 242ZM223 239H224V241H222ZM259 239L260 240L262 239V240L259 241ZM25 240H27L28 242L25 241ZM53 240H51V241H53ZM201 240H204V242H206L205 240H207V244L204 243V242H201ZM58 241H60V240H58ZM208 241H210V242L208 243ZM217 241H218V243H217ZM227 241L230 242V243L228 244ZM237 241L240 242V243H238ZM247 241L248 242L250 241V243L246 244ZM24 242H25V244H24ZM128 242H130V243H128ZM196 242H197V244L195 246H193ZM200 242H201V244H200ZM221 242H223V243H221ZM259 242L262 243V244H260ZM122 243L125 244V246H123ZM220 243L223 244V245H221V248L222 249H220ZM226 243L228 245L231 244L230 246H227V248L229 247L228 250L224 246V245H226ZM20 244H21V246H20ZM158 244H162V245L159 246ZM232 244H233V248L231 247ZM234 244L237 245V246H235ZM126 245H128V246H126ZM199 245L200 246L201 245L203 246L202 249H201V247ZM254 245H255L256 248H254ZM259 245H260V247H259ZM261 245L263 246L262 248H261ZM129 246H131L130 249H129ZM139 246H142L143 248H141ZM198 246L200 248L196 249V247H198ZM243 246L245 247V250H244V247ZM99 247H100V249H99ZM124 247H125V250L123 251ZM206 247H208V250H206ZM209 247L211 248V250H213V253H212L211 250H209ZM237 247L238 248L240 247V249L243 247V249H241L239 251V253H237L238 252L237 250H239ZM154 248H155V250H154ZM164 248L165 249L167 248L168 251H166ZM204 248H205L206 251L205 252H200V254L202 253V254H204V256L202 257V255H200V256L197 255V254H199L197 251H201V250L204 251ZM252 248H254L256 250L253 249L254 251H251ZM85 249H86V251H85ZM89 249H90V252H92L94 255L91 254V253L89 254ZM126 249L128 251H126ZM145 249H146V251H145ZM230 249L231 250L235 249V250L232 252V251H230ZM13 250L16 251L14 257H13L14 253L12 254ZM94 250L96 251V253L98 252L97 250H99V256H98V253L96 254ZM142 250H143L144 253L143 254H140V252L142 253ZM152 250H154V251H152ZM173 250L175 252H173ZM125 251L126 252H129L130 251V252L126 254ZM183 251L186 252V253L184 252L185 253L184 256L187 255L188 257L187 256L186 257L188 258L189 261L187 260V258H185L184 256L180 255V254L183 253ZM189 251H193V252H189ZM222 251H223V253H222ZM225 251H226V253H224ZM227 251L229 252V254L232 253V255H233V253L234 254L236 253L234 255L235 258L233 259L234 256H230L232 258V260H231V258H229V255H226V254H228ZM255 251H257V252H255ZM195 252H197V253H195ZM248 252H249V254H248ZM187 253L190 254V257H189V255ZM241 253H243V254H241ZM250 253H252V254L254 253L253 256ZM1 254H3V255H1ZM4 254H6V255H4ZM22 254H24V253H22ZM95 254H96L97 257L95 256ZM128 254H130V255H128ZM144 254H146L145 257L143 256ZM223 254H225L226 257H223ZM237 254H238V256H237ZM257 254H258L259 257L257 256ZM86 255L88 257V259H87L88 261L85 259V258H87ZM100 255H101V258H98V257H100ZM211 255H212V257L215 256L214 257L215 259L214 258L212 259V257L210 259L209 256H211ZM3 256H5V258L7 260H4L5 258ZM92 256L95 257V258H93ZM126 256H127V258H126ZM138 256L139 257L141 256L140 258H142V256H143L144 258L142 260H140V258H138ZM74 257H77V258H75L77 260H75ZM133 257H135V258H133ZM237 257H238V260H237ZM9 258H11L12 261ZM129 258L130 259H133L134 262L131 261ZM178 258L179 259L180 258H183L184 260H182V259L179 260ZM222 258H224V259L226 258L225 260H227V258H229L230 260L228 259L229 261L227 260V263H226V261L224 259H222ZM21 259H22V261H20ZM164 259H166V258H162L161 257V260L162 261H165ZM74 260H75V262H74ZM83 260H84V262H83ZM207 260L208 261L210 260V262H208ZM222 260H224V261H222ZM259 260L260 261H263V262H260ZM8 261L9 262L11 261V262L8 263ZM166 261H165V263H162V264H169L170 262H171V264H173L172 261H168L169 263L166 262ZM230 261H231V263H229ZM77 262H76V264H78ZM211 262H213V263H211ZM245 262H247V263H245ZM249 262H251V263H249ZM159 263H161V262H159ZM143 264H144V262H143Z\"/></svg>", "mask_w": 264, "mask_h": 264}, {"label": "bare ground", "instance_id": "obj_2", "mask_svg": "<svg viewBox=\"0 0 264 264\" xmlns=\"http://www.w3.org/2000/svg\"><path fill=\"white\" fill-rule=\"evenodd\" d=\"M83 1V0H82ZM152 0H145V2H146V11H148V12H150V18H149V20H147V21H145V20H143V21H145L144 22V29H142V30H139V31H130V30H126V32H119V34H116L115 35V37L116 36H118L117 38H115V39H117V42H112L113 44H114V47H112V46H110V47H112L110 50L109 49H105L104 47H102V48H100L97 52H96V57L95 58H98L97 60L99 61V63H100V61H102L104 64H102L101 66H100V64H97L98 65V68L96 67L97 65H95V67L97 68V71H94L95 69H92V71H94V72H97L96 74L94 73V74H92L91 73V70H90V65H89V63L88 62H86V58H85V61H84V63L86 62V64H84V63H82V61H81V63L82 64H84L85 65V67H83V68H85V72H83V73H85V79H84V81H83V83L81 84V85H83V87H82V90H81V88L79 87V89H77V90H81L82 92L81 93H83V96H84V98H83V100L81 99V97L78 95L79 94V92L77 93V98L75 97V94H72V95H74L73 97H75L77 100H79L80 101V99H81V101L79 102V101H77V102H74L73 100H72V98H70V102L73 104V105H71L72 107L74 106V107H79V105H77L78 103L80 104V106H81V109H83V115L84 116H82V118H79V120L81 119V121H79V122H81V125H79V127H77V126H75L74 128H76V130L77 129H79L80 130V135L77 137V136H75L77 139L75 140L76 142H73V145H74V143L75 144H78V146H79V151L76 153V154H79L80 156H81V159H78V161L77 162H75L74 163V161H76V160H74L73 159V155H71V157H69V155H68V151L67 150H65L64 149V147H62L63 148V150H57L56 149V154L54 155V153H52L55 157H53L54 158V167H55V172H57V174H60V175H62V174H66V175H69V174H67L68 173V171H70V170H72V169H74V166L76 167H80V166H84V164L85 163H87V167H88V162L87 161H89L90 159H92L95 155H94V150H96V148L98 149V151H99V153H100V149L102 148L101 146L103 145V147H104V145L107 143V142H105V144H104V140L106 141L107 139H105L104 137H105V135H104V129L105 128H107V127H111V128H109V129H111L112 130V126H115V124H116V126L118 125V122L120 121V119H122V118H120V117H123V116H121V114H120V111H119V113H118V111L117 112H114L113 110H112V113L114 114H110V112H111V110L110 109H108V110H110L108 113L110 114V115H108V113H107V117H105V118H102V116L101 115H99V116H101V120L97 117V115L98 114H101V113H97V112H102V114H103V112H107V111H105L104 109L106 108H113V107H111L112 106V104H113V102H112V104H109V102H111L110 100H108V104L109 105H111V106H107L106 107V103L105 104H102V105H104L105 107H104V109L101 111V109L103 108V107H101V109L100 108H96L99 104H100V102H101V100H102V97H100V95H98V96H96V98L94 99V100H92L91 101V99L93 98H91L90 97V90L92 89H90V87H91V85L92 84H95V82L96 81H98V80H100V79H104L106 82H108V81H110V82H112L113 83V85H111V86H113L114 88L115 87H117V86H121V84H123V85H125V89H123L122 91H121V89L120 88H117V93H118V89H120L119 90V92H122L126 97L127 96H129V95H133V94H131V90H130V88H128V83L129 82H131V81H129V78H128V72H129V70L130 69H134L135 71V73H137L136 75L138 76V77H136V79H137V81H135L136 79H134V81L135 82H137V84H136V86H134V83L132 84L134 87H137L138 89H139V91L137 92L139 95H140V93L143 95V96H145V98L144 99H146L144 102H146V103H148L149 105H148V107L150 106V108L152 109V110H154V111H156V113H158L159 115H161L163 118H165V120L167 121V122H163L164 123V126H163V128H161V130H159L157 133H156V131H151L152 132V137H151V139H149V137H150V130L148 131L149 132V135H148V137L147 136H145V137H147L148 138V140H147V138L145 139V137H142V135L140 136L139 134V136L138 135H135L136 137L138 136L139 138H142V139H138V140H135L134 139V142H132V143H130V141L128 142L129 143V145H128V147H127V149L125 150L124 148H126V147H124V146H126L127 145V142H126V144L123 146L124 148V150H123V155H124V157L122 158V150H121V152H120V154H121V156L120 155H118L119 156V158L121 157V161L120 160H118L119 158H118V156L116 157V155H114V158L115 159H112L113 161H111V163H109L108 162V164L106 165L105 164V162H103L104 164H103V166H101V163L100 164H97L96 166L97 167H104V169H103V173L101 172V174L103 175V179H102V181H101V177L102 176H100V181H99V179L98 178H96V180H95V182L96 183H94V185L93 186H90V187H94L95 189V191L96 192H98L100 195H101V197L99 198V200L101 199V198H104V204H101V206L103 205L104 206V209L101 211L100 210V208H98V207H100V204H99V201H97V203H95L96 201L94 200V199H92L93 201H95L94 203L97 205V207H96V205H95V207H96V210L95 209H92V210H95V211H101L100 213H99V215L101 214V216L102 215H107V216H110V218L108 219V221L111 219L112 220V215H114V214H110L112 211H114V213H115V210H120V208H123V207H120L119 205H120V199L123 197L124 198V196H130V194L131 195H133L134 193L136 194V196H140V195H142V193L143 192H149V191H153V192H149L150 194H151V196H152V194H153V198L151 199V202H150V204L148 205L147 204V202L145 203L146 205H148L149 206V209H148V211H147V216H146V214L144 215L145 217V221H146V217H148V218H150V219H153V220H155L156 219V217L157 216H159L160 215V213L162 212L163 214H166L165 212L167 211V210H169V209H172V208H170V205L173 203L174 204V202H173V199L176 197V194H178L179 192L181 193V194H184V195H186L187 193L185 192V193H182V190L185 188L184 186V183L185 182H188V181H186L187 179L185 178V177H180V173L182 172V173H185V172H196V170L200 167V165H201V162H202V159L204 158V157H206V156H208L209 154H211L212 152H214L215 150H217L218 148H219V144L218 143H216V142H218V141H216V142H214L213 143V137H211V135H213L214 133V135H216V134H218V133H221V132H219L220 131V129H222L224 126H226V125H228V123H230L231 121H230V117H231V115L233 114V113H236L235 111L238 109V108H240L241 107V105L244 103L245 104V102H243L244 101V99L246 98V97H248L249 96V93L251 92V89H252V84L251 83H247V82H244V80H243V76L241 75V74H243V73H239L238 71L235 73V78L234 79H231V80H229V86L231 87H235V88H238L239 89V91H235V90H233V89H231L230 90V88H229V92H224V93H219L218 94V96L216 97V99L214 98V97H212L213 99H215V100H213V99H211V98H209V96H208V94H210V92L208 93V91L210 90L211 91V89H213L216 85H218V83H219V81L221 80V78L226 74V73H228V72H230V71H232V69L233 68H235V67H237V65H238V61H240V58H242V56H244V55H246V54H248L251 50H252V48H254V47H256L257 45H261V47H262V49H264V0H240V5H239V7H238V10H233V12H231V9H230V7H229V5H225V6H223V9L225 8V11H226V16L222 19V20H220V21H217V18L215 19V18H213V17H216L217 16V14H218V9L215 7V8H213V10L210 8L208 11H206V13H205V16H204V20L205 21H208L209 20V22H210V24H212L213 26H214V33H215V35H216V37H215V35H213L212 34V36L213 37H211L210 38V35L208 36L209 38H208V40H210L211 41V39H215L214 40V42L215 41H217L218 40V42L216 43L215 42V45L213 44V45H211L212 43H213V40L210 42V41H208L207 40V36H203V37H201V38H199V39H196V36H195V32H190V33H188V32H184V31H181V32H177V30H175L174 31V27L169 23V22H167V21H163V20H161L160 18H158V16H159V14H160V11H159V7H162L164 4L163 3H161L160 4V6H158V5H156V4H154V3H150ZM166 0H163V2H165ZM176 0H173V2H175ZM85 3H86V1H84ZM169 2V1H168ZM84 3V4H85ZM88 3V2H87ZM83 4V5H84ZM171 6V5H170ZM169 6V7H170ZM89 9V8H88ZM212 10V11H211ZM65 15V14H64ZM64 17V16H63ZM64 19V18H63ZM61 20V19H60ZM138 22V21H137ZM136 22V23H137ZM140 22V21H139ZM134 24H135V22H134ZM132 25V24H131ZM138 24H136V25H132L133 26V29L135 30L136 28V26H137ZM141 26V25H140ZM138 28V27H137ZM30 29V28H29ZM42 29V28H41ZM48 29H49V27H48ZM57 29V28H56ZM129 29H131V27L129 28ZM26 30V29H25ZM138 30V29H137ZM28 31V30H27ZM26 31V32H27ZM41 31V30H40ZM130 31V32H129ZM174 31V32H173ZM19 32H21V31H19ZM21 33H23V32H21ZM20 33V34H21ZM126 33V34H125ZM26 34V33H25ZM120 34H123L122 36L120 35ZM16 35V34H15ZM15 35H14V38H15ZM19 35V34H18ZM114 35V34H113ZM22 36V35H21ZM102 36V35H101ZM101 36L99 35V38H101ZM106 36V35H105ZM119 36H121V37H119ZM17 37V36H16ZM62 37H64V36H62ZM103 37V36H102ZM215 37V38H214ZM25 38H26V36H25ZM109 38H111V36L109 37ZM113 38V39H114ZM18 39V38H17ZM96 39H98V38H96ZM102 39H104V38H102ZM114 39V40H115ZM10 40H11V38H10ZM113 40V41H114ZM21 41V40H20ZM98 42L100 41V40H97ZM103 41V40H102ZM116 41V40H115ZM209 42V43H208ZM100 43V42H99ZM98 43V44H99ZM104 43V42H103ZM110 43V42H109ZM108 43V44H109ZM263 43V44H262ZM112 44V45H113ZM232 44L235 46V45H237L238 46V48H239V50L238 51H240V58H238L237 57V53L236 52H238V51H236L235 53H233V51H231L228 47H230V45H231V47H232ZM96 45V44H95ZM111 45V44H110ZM100 46V45H99ZM103 46V45H102ZM109 46V45H108ZM230 47V48H231ZM52 48V47H51ZM92 49V48H91ZM232 50H233V48H231ZM235 49V48H234ZM7 50V49H6ZM26 50H27V48H26ZM29 50V49H28ZM88 50V49H87ZM94 50V49H93ZM96 50V49H95ZM236 50V49H235ZM88 51H90V49L88 50ZM115 51H121L123 54H124V59H123V61L122 60H120V58H121V56H120V58H119V55H117V53L115 52ZM231 51V52H230ZM8 52V51H7ZM85 52V51H84ZM95 52V51H94ZM29 53H31V52H29ZM28 53V54H29ZM8 54H10L9 52H8ZM7 54V55H8ZM33 54V53H32ZM84 54V53H83ZM82 54V55H83ZM7 55H5V57L7 56ZM11 55V54H10ZM13 55V54H12ZM86 55V54H85ZM84 55V56H85ZM91 55V54H90ZM89 55V56H90ZM29 56H30V54H29ZM32 56V55H31ZM34 56V55H33ZM44 56H45V54H44ZM8 57H9V55H8ZM86 57V56H85ZM87 57H88V55H87ZM102 57V58H101ZM14 58V57H13ZM41 58V57H40ZM83 59H84V57H82ZM82 58L80 59V60H82ZM90 58H92L91 56H90ZM9 59H10V57H9ZM8 59V60H9ZM12 59V58H11ZM33 59H35V57L33 58ZM37 59H38V57H37ZM89 59V58H88ZM102 59V60H101ZM122 59V58H121ZM7 60V59H6ZM94 60H96V59H94ZM11 61V60H10ZM37 61V60H36ZM39 61V60H38ZM12 62V61H11ZM32 62H33V60H32ZM40 62V61H39ZM9 63V62H8ZM29 63V62H28ZM10 64H12V63H10ZM79 64V63H78ZM81 64V65H82ZM91 64V63H90ZM27 65V64H26ZM247 65V68H249L250 67V65L251 64H246ZM16 67H17V65H15ZM92 66V65H91ZM100 66V67H99ZM249 66V67H248ZM10 67V66H9ZM28 67V66H27ZM263 67V66H262ZM261 67V68H262ZM12 68V67H11ZM32 68V67H31ZM30 68V69H31ZM10 71H11V69H9ZM15 70V69H14ZM17 70V69H16ZM27 70V69H26ZM25 70V71H26ZM33 70H34V68H33ZM32 70V71H33ZM237 70V69H236ZM260 70V69H259ZM12 71H13V69H12ZM18 71H19V69H18ZM32 71H31V74H32ZM133 71V70H132ZM1 72V71H0ZM3 72H4V70H3ZM15 73H16V71H14ZM21 72H23V71H21ZM30 72V71H29ZM7 73V72H6ZM9 73V72H8ZM13 73V72H12ZM34 73V72H33ZM132 73V72H131ZM255 73V72H254ZM259 73H261L260 74V77H262V76H264V69H262V70H260L259 71ZM258 73V74H259ZM14 74V73H13ZM19 74H20V72H19ZM22 74V73H21ZM20 74V75H21ZM1 75V74H0ZM9 75V74H8ZM12 75V74H11ZM10 75V76H11ZM17 75V74H16ZM3 76V75H2ZM6 77V75H5V77H6V79L8 80V78H12V77ZM31 76V75H30ZM257 76H259V75H257ZM255 76H253V79H255V78H257V77H255ZM0 78H1V76H0ZM3 78V77H2ZM16 78V77H15ZM20 78V77H19ZM22 79V78H21ZM20 79V80H21ZM27 79V78H26ZM245 79V78H244ZM23 80H25V79H23ZM30 80V79H29ZM246 80H247V78H246ZM250 80V79H249ZM13 81V80H12ZM11 81V82H12ZM16 81V80H15ZM129 81V82H128ZM251 81V80H250ZM23 82V81H22ZM21 82V83H22ZM81 82H82V80H81ZM101 82V81H100ZM103 82V81H102ZM106 82H105V84H106ZM252 83H255V81H251ZM8 83V82H7ZM16 83H17V81H16ZM21 83H20V85H21ZM25 83V82H24ZM27 83V82H26ZM98 83V82H97ZM1 84V83H0ZM9 84H10V81H9ZM23 84V83H22ZM100 84V83H99ZM104 84V83H103ZM257 84V83H256ZM6 85V84H5ZM18 85V84H17ZM20 85L18 86V87H20ZM96 85V84H95ZM138 85V86H137ZM254 85V84H253ZM13 86H14V84H13ZM13 86H12V88H13ZM93 86V85H92ZM103 86V85H102ZM111 86H109V87H111ZM127 86V87H126ZM131 85L129 84V87H130ZM132 86V87H133ZM1 87V86H0ZM9 87V86H8ZM17 87V86H16ZM98 87V86H97ZM231 87V88H232ZM4 88V87H3ZM6 88V87H5ZM11 88V89H12ZM22 88V87H21ZM103 88V87H102ZM113 88V89H114ZM124 88V87H123ZM104 89V88H103ZM102 89V90H103ZM110 88H107V91L109 90ZM132 89V88H131ZM134 89H136V88H134ZM137 89V90H138ZM4 90V89H3ZM19 90V89H18ZM76 90V91H77ZM111 90H112V87H111ZM111 90H109V91H111ZM115 90V89H114ZM113 90V91H114ZM12 91V90H11ZM16 91H17V89H16ZM96 91V90H95ZM98 91H100L99 89H98ZM109 91L107 92V93H109ZM112 91V92H113ZM116 91V90H115ZM135 91V90H134ZM13 92V91H12ZM73 92V91H72ZM92 92V91H91ZM94 92V91H93ZM112 92L110 93V94H112ZM9 93V92H8ZM14 93V92H13ZM71 93V92H70ZM96 93H98L97 91H96ZM107 93L105 94V95H107ZM114 93V92H113ZM116 93V94H117ZM137 93H134V94H136V96L138 95ZM6 94V93H5ZM11 94V93H10ZM17 94V93H16ZM44 94V93H43ZM93 94V93H92ZM103 94H104V92H103ZM102 94V95H103ZM109 94V95H110ZM116 94L114 95V96H116ZM120 94L121 93H118V95H119V98H120ZM13 95V94H12ZM46 95V94H45ZM45 95H42V97L43 96H45ZM64 95V94H63ZM70 95V94H69ZM80 95H82V94H80ZM104 95V96H105ZM109 95H108V97H109ZM138 95V98L139 97H141V96H139ZM3 96V95H2ZM37 96L38 95H36V98H37ZM41 96V95H40ZM66 96V95H65ZM82 96V97H83ZM94 96V95H93ZM103 96V97H104ZM112 96V95H111ZM113 96V97H114ZM125 96H123L124 98H126ZM135 96V95H134ZM133 96V99L135 98H137V97H134ZM142 96V97H143ZM7 97H9V96H6V98ZM42 97H40V98H42ZM61 97V96H60ZM59 97V98H60ZM63 97V96H62ZM118 96H116L115 98H117ZM122 97V96H121ZM123 97L121 98V99H123ZM130 97V96H129ZM4 98V97H3ZM5 98V99H6ZM39 98V99H40ZM80 98V99H79ZM107 98V97H106ZM105 97L103 98V99H106ZM110 98V97H109ZM112 98V97H111ZM128 98V97H127ZM138 98L136 99V100H138ZM9 99V98H8ZM47 99V98H46ZM74 99V98H73ZM76 99H74V100H76ZM108 99V98H107ZM118 99V98H117ZM121 99H119L118 100V102L121 100ZM41 100V99H40ZM39 100V101H40ZM43 100V99H42ZM48 100V99H47ZM46 100V101H47ZM63 100V99H62ZM112 100H114V98L112 99ZM124 100V99H123ZM126 100V99H125ZM129 100V99H128ZM142 100V99H141ZM246 100V99H245ZM8 101V100H7ZM6 101V102H7ZM49 101V100H48ZM67 101V100H66ZM68 101V102H69ZM104 101V100H103ZM105 101H107V100H105ZM104 101V102H105ZM127 101V100H126ZM130 101V100H129ZM8 102H10V101H8ZM14 102V101H13ZM50 102H52V101H50ZM60 102H62V101H60ZM67 102V103H68ZM103 102V103H104ZM116 102H117V100H115V104H116ZM122 102V101H121ZM124 102V101H123ZM123 102H122V105L121 106H123V105H125V104H123ZM132 102V101H131ZM136 102V101H135ZM139 102V101H138ZM204 102H207V104L206 105H208V107H206V108H209L208 110H210V112H208L209 113V115H205V116H199V117H196L195 118V116L193 117V115H195V111L200 107V106H203L202 104H204ZM2 103V102H1ZM37 103H38V100H37ZM40 103H41V101H40ZM44 103H45V100H44ZM43 103V104H44ZM49 103V102H48ZM56 103V102H55ZM66 102H64V106L66 105V106H68V104L66 103ZM74 103L76 104V106L74 105ZM127 103V102H126ZM129 103V102H128ZM141 103V102H140ZM143 103V102H142ZM145 103V105L147 106V104ZM3 104V103H2ZM4 104H6V103H4ZM17 104V103H16ZM15 104V105H16ZM52 104V103H51ZM132 104V103H131ZM130 104V105H131ZM133 104H135V103H133ZM138 104V103H137ZM137 104H136V107H137ZM1 105V104H0ZM15 105H14V108H15ZM18 105V104H17ZM45 106H46V104H44ZM43 105V106H44ZM47 105H49V104H47ZM54 106H55V104H53ZM101 105V106H102ZM143 105H144V103H143ZM143 106V107H145V108H142V106L140 107V109H146V108H148V107H146V106ZM6 106V105H5ZM19 106H20V104H19ZM37 106L38 107H41V106H39V104H37ZM54 106H53V108H54ZM57 106V105H56ZM65 106V107H66ZM69 106H70V104H69ZM68 106V107H69ZM127 106V105H126ZM126 106H124L125 108V112H127V108L128 107H126ZM133 106V105H132ZM135 106V105H134ZM205 106V105H204ZM8 107V106H7ZM64 107V108H65ZM76 107V108H77ZM115 107H119V106H117V105H115ZM114 107V108H115ZM13 108V107H12ZM42 108H44V107H42ZM46 108V107H45ZM70 108V107H69ZM75 108V111H78L77 109ZM80 108V107H79ZM123 107H121V109H122ZM137 108H139V107H137ZM2 109V108H1ZM16 109V108H15ZM35 109V108H34ZM37 109V111H38V109H39V111H40V108H36ZM47 109V108H46ZM49 110L51 109V108H48ZM94 109L96 110V111H94ZM124 109H122V110H124ZM128 109H130V107L128 108ZM139 109V110H140ZM43 110L44 109H41V111L43 112ZM53 110V109H52ZM55 110V109H54ZM66 110H68L67 108H66ZM74 110V109H73ZM73 110H70V112L72 111L73 112ZM100 110V111H99ZM115 110H117V109H115ZM119 110H120V107H119ZM137 110V109H136ZM144 110H142L143 112H144ZM147 111L146 112H149V108L148 109H146ZM10 111V110H9ZM45 111V110H44ZM48 111V110H47ZM51 111V110H50ZM32 112H34V111H32ZM71 112V113H72ZM123 112V111H122ZM139 113H140V111H138ZM146 112H144V116L146 115V117L148 116V118L149 119H151V117H153V116H156V115H158V114H156V113H154L153 114V116H152V114H150V115H147V114H149V113H151V112H149V113H147V114H145ZM207 112V111H206ZM9 113V112H8ZM36 113V112H35ZM38 114H39V112H37ZM54 113V112H53ZM74 113V112H73ZM76 113V112H75ZM105 113H104V115H105ZM1 114H2V112H1ZM45 114V113H44ZM47 114V113H46ZM66 114H68L67 112H66ZM66 114H65V116H66ZM77 114H78V112H77ZM138 114V113H137ZM156 114V115H155ZM207 114V113H206ZM4 115H8L7 113L6 114H4ZM36 115V114H35ZM34 115V116H35ZM50 115V114H49ZM69 115V114H68ZM67 115V116H68ZM122 115H124V113L122 114ZM139 115V114H138ZM158 115V116H159ZM234 115V114H233ZM232 115V116H233ZM33 116V115H32ZM33 116V117H34ZM39 116V115H38ZM70 116V115H69ZM71 116H72V114H71ZM73 116H74V114H73ZM158 116H156V120L159 118ZM160 116V117H161ZM6 117H8V116H4L3 118H5V119H2V120H5V121H7L8 122V120H6ZM40 117H42V116H40ZM46 117V116H45ZM51 117H53V116H51ZM50 117V118H51ZM63 117H64V115H63ZM63 117H60V118H63ZM75 117V116H74ZM104 117V116H103ZM35 118V117H34ZM57 118H59V117H57ZM65 118V117H64ZM68 118V117H67ZM66 118V119H67ZM71 118V117H70ZM69 118V119H70ZM119 118V119H118ZM155 118V117H154ZM154 118L153 119H151V120H154ZM8 119V118H7ZM36 119V118H35ZM35 119H33V120H35ZM47 118H45V120H46ZM117 119L119 120L118 122H117ZM162 119V118H161ZM15 120V119H14ZM13 120V118H12V121H14ZM52 120V119H51ZM59 119H57V121H58ZM71 120V119H70ZM73 120V119H72ZM156 120H154V121H156ZM160 119H158V121H159ZM11 121V120H10ZM38 121V120H37ZM36 121V122H37ZM65 122H66V120H64ZM76 121V120H75ZM78 121V120H77ZM153 121V123H152V125L153 124H155L156 122H154ZM230 121V122H229ZM44 122V121H43ZM46 122V121H45ZM53 122H54V119H53ZM53 122L51 123L52 124V126L54 127V125H53ZM69 122V121H68ZM72 122V121H71ZM117 122V123H116ZM3 123V122H2ZM11 123V124H10ZM14 123H15V121H14ZM33 123V122H32ZM35 123V122H34ZM47 123H48V121H47ZM46 123V124H47ZM59 123V122H58ZM64 123V122H63ZM0 124H1V121H0ZM8 124H10V125H12V122H8ZM31 124V123H30ZM37 124V123H36ZM55 124H56V121H55ZM73 125L72 126H74V123H72ZM75 124L77 125L78 123L77 122H75ZM159 124V123H158ZM160 124H162V123H160ZM1 125H4V124H1ZM0 125V127H2ZM19 125V124H18ZM17 125V127H19ZM29 125V124H28ZM27 125V126H28ZM32 125V124H31ZM49 125V124H48ZM48 125L46 126V127H48ZM57 125V124H56ZM67 125H69V124H67ZM151 125V126H152ZM217 125V126H216ZM13 126V125H12ZM36 126V125H35ZM51 126V127H52ZM59 126H61V125H58V127ZM66 126V125H65ZM116 126H115V128H116ZM154 126L155 125H153L152 127H153V129H151V130H155L154 129ZM161 126V127H162ZM6 127V125L4 126V128ZM22 127V126H21ZM31 127V126H30ZM38 127V126H37ZM50 127V126H49ZM48 127V128H49ZM61 127H63V124H62V126ZM61 127H60V129H58V128H56L55 130H59V131H61L62 132V130H61ZM159 128V126H156V128ZM228 127V126H227ZM230 127V126H229ZM229 127H228V129H229ZM8 128V127H7ZM12 128V127H11ZM20 128V127H19ZM24 128H25V126H24ZM23 128V129H24ZM32 128V127H31ZM55 128V127H54ZM53 128V129H54ZM73 128V127H72ZM122 128V127H121ZM157 128V129H158ZM13 130H17V129H14V127L12 128ZM11 129V130H12ZM22 129V128H21ZM42 129V128H41ZM65 129V128H64ZM125 129V128H124ZM124 129H123V131H124ZM160 129V128H159ZM4 130V129H3ZM2 130V131H3ZM10 130V129H9ZM27 130V129H26ZM42 130H44V129H42ZM53 131V132H55L56 133V131ZM74 130V129H73ZM117 130V129H116ZM120 130H122V129H120ZM216 130L218 131V133H216ZM225 130V129H224ZM1 131V130H0ZM5 131H6V129H5ZM23 131V130H22ZM25 131V130H24ZM44 131H46V130H44ZM64 131V130H63ZM68 131H70V127H69V129H68ZM72 131V130H71ZM70 131V132H71ZM109 131V130H108ZM107 131V132H108ZM114 131V130H113ZM208 132L209 131V134L210 133H213V134H210V135H207V133L206 134H204L203 132ZM7 132H8V129H7ZM7 132H6V134H7ZM14 132V131H13ZM17 132V131H16ZM32 132H34L33 130H32ZM42 132V131H41ZM52 131L50 132V133H53ZM60 132V133H61ZM64 132H66V131H64ZM63 132V133H64ZM74 132V131H73ZM76 132V131H75ZM77 132H79L78 130H77ZM106 132V131H105ZM226 132H227V130H226ZM10 133H11V135H12V132L10 131ZM19 133V132H18ZM26 133V132H25ZM25 133H23V134H25ZM30 133V132H29ZM49 132H47V134L46 133H44V134H46L45 135V137H48L49 136V134H50ZM59 133V134H60ZM117 133V132H116ZM115 133V134H116ZM119 133H121V132H119ZM31 134V133H30ZM41 134V133H40ZM42 134H43V132H42ZM58 134V135H59ZM67 133H65V134H63V135H66ZM69 134V133H68ZM76 134H79V133H76ZM145 134H148V133H145ZM144 134V135H145ZM2 135V134H1ZM8 135V134H7ZM16 135H18V134H16ZM20 135V134H19ZM22 135V134H21ZM33 135V134H32ZM31 135V136H32ZM60 135H62V134H60ZM143 135V136H144ZM3 136L5 137V135H4V133H3ZM13 136V135H12ZM15 136V135H14ZM42 136V135H41ZM53 136H54V133H53ZM52 136V137H53ZM56 136V135H55ZM54 136V137H55ZM69 136V135H68ZM108 137H109V134L107 135ZM8 137H10V135H8ZM8 137H6V138H8ZM21 137V136H20ZM28 137V136H27ZM44 137V136H43ZM51 136L49 137V138H52ZM53 137V138H54ZM66 137V136H65ZM65 137L63 138V139H65ZM74 137V136H73ZM116 137V136H115ZM113 138V139H117V137L116 138ZM137 137V138H138ZM216 137V136H215ZM214 137V138H215ZM13 138V137H12ZM57 138H58V136H57ZM110 138H112V137H110ZM136 138V139H137ZM144 138V139H143ZM14 139V138H13ZM23 139H24V137H23ZM22 139V140H23ZM34 139V138H33ZM32 139V140H33ZM38 139V138H37ZM61 140L62 142H63V144H65L68 140H66V142H64V140ZM67 139V138H66ZM69 139V138H68ZM129 139H132V138H129ZM0 140H2V137L0 138ZM9 139H7V141H8ZM27 140H31V139H27ZM27 140H25V141H27ZM39 140V139H38ZM41 140V141H40ZM39 140V143L40 142H42V140H44V139H40ZM46 140H48V139H46ZM45 140V141H46ZM52 140H54V139H52ZM71 140H72V136H71ZM70 140V142H72ZM213 140V141H212ZM5 141V140H4ZM4 141H1V142H4ZM19 141V140H18ZM35 141V140H34ZM114 140H112L111 141V143L113 142ZM127 141H128V136H127ZM11 142V141H10ZM51 142V141H50ZM54 142V141H53ZM62 142H60V144L62 143ZM69 142V143H70ZM6 143V142H5ZM4 143V144H5ZM30 144L32 143L31 141L29 142ZM46 143H48V142H46ZM68 143V144H69ZM10 144V143H9ZM29 144V145H30ZM34 144V143H33ZM32 144V145H33ZM41 144V143H40ZM55 144V143H54ZM58 144V143H57ZM57 144H56V146H57ZM115 144V143H114ZM113 144V145H114ZM26 145V144H25ZM44 145V144H43ZM71 145V144H70ZM72 145V146H73ZM112 145V146H113ZM158 145V148H155L156 146ZM2 146H3V144H2ZM8 146H10V145H8ZM8 146H7V148H8ZM28 146V145H27ZM27 146H25V147H27ZM36 146V145H35ZM35 146H33V147H35ZM38 146V145H37ZM63 146V145H62ZM72 146H71V148H72ZM77 146V147H78ZM107 146H109V144L107 145ZM14 147V146H13ZM52 147V146H51ZM57 147H59V146H57ZM66 147H67V149H68V146H67V143H66ZM75 147H76V145H74V149H75ZM110 147V146H109ZM120 147V146H119ZM118 147V148H119ZM122 147V146H121ZM2 148V147H1ZM6 148V149H7ZM14 148H16V147H14ZM29 148V147H28ZM27 148V149H28ZM30 148H31V146H30ZM41 148V147H40ZM53 149L55 148V146L54 147H52ZM52 148H50V151L52 152ZM59 148H61V147H59ZM108 148V147H107ZM117 148V149H118ZM154 148L155 149H157V150H155V151H153L154 150ZM4 149V148H3ZM37 149H38V147H37ZM110 149V148H109ZM114 149H115V147H114ZM25 150L26 149H24L23 151L25 152ZM30 150V149H29ZM32 150V149H31ZM1 151V150H0ZM37 151V150H36ZM71 151V150H70ZM98 151H95V152H98ZM101 151H103L104 152V154L103 153H101V155H99L100 157H103L102 155H105V151H106V147H105V150H103V148H102V150ZM115 151V150H114ZM114 151H113V153H114ZM38 152V151H37ZM47 152H49V151H47ZM47 152H45V156H46V154H47ZM51 152H50V154L48 153L47 155H51ZM110 152V151H109ZM108 152V153H109ZM118 152V150H116V153ZM4 153V152H3ZM22 151H21V154L19 153V155H22ZM27 153H28V151H27ZM5 154V153H4ZM25 154H26V152H25ZM25 154H24V156H25ZM33 154H35V152L33 153ZM110 154H112V152H110ZM119 154V153H118ZM97 155H98V153H97ZM107 155V154H106ZM12 156V155H11ZM17 156V155H16ZM23 156V155H22ZM23 156V157H24ZM30 156H32V154L30 155ZM30 156H29V161L31 160L30 159ZM37 157H38V159L40 158V156L42 157L43 155H36ZM110 156V155H109ZM20 157V156H19ZM19 157L17 158V160L19 159ZM22 157V158H23ZM26 157V156H25ZM24 157V158H25ZM37 157H36V159L35 160H38L37 159ZM76 157V156H75ZM79 157V156H78ZM97 157V156H96ZM95 157V158H96ZM113 157V156H112ZM11 158V157H10ZM22 158H20L19 160H22ZM27 158V157H26ZM43 158V157H42ZM48 158H52V156L50 157H47L45 160H44V158H43V160L42 159H40V160H42V161H46V160H48ZM105 158H108V157H105ZM4 159H5V157H4ZM100 159V158H99ZM6 160H8V158L6 159ZM11 160H12V158H11ZM10 160V161H11ZM34 160V159H33ZM95 160V159H94ZM105 159H103V161H104ZM9 161V164H11V162ZM16 161V160H15ZM15 161H13L12 160V164H13V162H15ZM27 161H28V158H27ZM50 161V160H49ZM49 161H46L47 163H49ZM52 161V162H53ZM90 161H92V160H90ZM101 161V160H100ZM106 161V160H105ZM108 161H109V158H108ZM3 162V161H2ZM6 162H8V161H6ZM18 162V161H17ZM23 162H26V161H23ZM35 164L37 163V161L35 162V161H33ZM32 161L31 162H29L30 164L31 163H33ZM38 162H39V160H38ZM41 162V161H40ZM93 163L95 162V161H92ZM91 162V163H92ZM120 162V164H117V163H119ZM19 163V165L21 164L20 163V161L18 162ZM28 163V164H29ZM33 163V164H34ZM0 164H1V162H0ZM4 164V163H3ZM8 164V163H7ZM11 164V165H12ZM24 164V163H23ZM39 164V163H38ZM38 164H36V166L38 165ZM52 164V166H53V163H51ZM89 164H90V162H89ZM16 165H17V163H16ZM15 165V166H16ZM25 165H27V164H25ZM32 165V164H31ZM86 165V164H85ZM93 165V164H92ZM100 165V166H99ZM117 165V166H116ZM6 166V165H5ZM13 166H14V164H13ZM13 167V168H16V167ZM28 166V165H27ZM9 167V166H8ZM19 167V166H18ZM29 167V166H28ZM90 167V166H89ZM89 167H88V169H89ZM96 167V169H100V168H97ZM7 168V167H6ZM20 168V167H19ZM22 168H25L24 167V165H23V167ZM34 168V167H33ZM3 169V168H2ZM27 169H29V168H26V170ZM81 169H82V167H81ZM95 169V170H96ZM3 170H6L5 168L3 169ZM14 170V169H13ZM16 170V169H15ZM22 170V169H21ZM20 170V171H21ZM36 170V169H35ZM38 170V169H37ZM48 170V169H47ZM52 170V169H51ZM51 170L49 171V172H51ZM84 170V169H83ZM87 170V169H86ZM2 171V170H1ZM7 171V170H6ZM24 171V170H23ZM76 171H78V170H76ZM4 172V171H3ZM13 171H11L10 173L11 174H14V173H12ZM18 171L16 170V174L18 175V173L20 174V172H18ZM28 172V171H27ZM31 172V171H30ZM48 172V173H49ZM67 172V173H66ZM93 172H95V171H93ZM93 172L92 173H90V175H92L93 174ZM96 172L98 173V171L96 170ZM24 173V172H23ZM23 173H21L22 175H18V176H23ZM42 173V172H41ZM70 173V172H69ZM74 173H76V172H74ZM84 173V172H83ZM85 173H86V171H85ZM247 173V172H246ZM0 174H2L1 172H0ZM11 174H9V175H11ZM26 174V173H25ZM53 174V173H52ZM56 174V175H57ZM71 174V173H70ZM78 174V173H77ZM77 174H75V175H77ZM80 174H82V172L80 173ZM87 174H88V172H87ZM186 174V173H185ZM191 174V173H190ZM4 175V174H3ZM17 175H12V178L15 176H17ZM28 175V174H27ZM26 175V176H27ZM48 176H49V174H47ZM74 174H73V176H75ZM84 175H86V174H84ZM95 175V174H94ZM97 175V174H96ZM99 175H100V173H99ZM183 175V174H182ZM246 175V174H245ZM18 176H17V178H18ZM48 176H46V178L48 177ZM54 177H55V175H53ZM72 176V175H71ZM72 176V177H73ZM4 177V176H3ZM2 176H1V178H2V180L4 181L5 180V178H3ZM11 176H9V178H10ZM25 177V176H24ZM32 177V176H31ZM37 177V176H36ZM53 177V178H54ZM72 177L70 178V177H68V178H70V179H72ZM189 177V176H188ZM0 178V179H1ZM8 178V176H6V180L7 181H4V182H8L9 180L11 181V179H9ZM41 178V177H40ZM40 178H38V179H40ZM43 178H44V176H43ZM51 178L52 177H50V180H51ZM58 178H59V176H58ZM61 178V177H60ZM64 178V177H63ZM62 178V179H63ZM67 178V179H68ZM74 178V177H73ZM84 178H85V176H84ZM90 178V177H89ZM94 177L92 176V179H93ZM183 178H185L186 180H185V182L183 181ZM33 179H35V178H33ZM33 179H32V181H33ZM66 178H65V180H67ZM91 179V180H92ZM98 179V180H97ZM189 179V178H188ZM2 180H0V182H2ZM15 180H17V179H15ZM14 180V181H15ZM49 180V179H48ZM49 180V181H50ZM57 180H59V179H57ZM61 180V179H60ZM64 180V179H63ZM84 180H86V179H84ZM90 180V179H89ZM13 181V180H12ZM12 181H11V183H12ZM48 181V182H49ZM53 181H54V179H53ZM87 181V180H86ZM85 181V182H86ZM93 181H94V179H93ZM4 182H2V183H4ZM16 182V181H15ZM18 182V181H17ZM37 182V181H36ZM40 182V181H39ZM43 182V181H42ZM42 182H40V183H42ZM88 182V181H87ZM184 182V183H183ZM11 183H10V185H11ZM32 183V182H31ZM39 183V184H40ZM55 183V182H54ZM53 183V184H54ZM62 183V182H61ZM89 183H90V181H89ZM13 185H15L14 184V182L12 183ZM18 184V183H17ZM48 184H50V183H48ZM48 184H46V185H48ZM57 184V183H56ZM62 184H64V183H62ZM62 184H60V185H62ZM182 184L184 185V186H182ZM3 185V184H2ZM2 185H1V187H2ZM32 185H33V183L31 184V187H32ZM51 185H52V183H51ZM57 185H59V184H57ZM56 185V186H57ZM60 185H59V188L57 187L56 189L58 190H60ZM7 186V185H6ZM9 186V185H8ZM7 186V187H8ZM16 186V185H15ZM63 186V185H62ZM61 186V187H62ZM188 186V185H187ZM16 187H18V186H16ZM35 186L33 185V188L32 189H37V187L36 188H34ZM44 187H45V185H44ZM89 187V188H90ZM184 187V188H183ZM9 188H10V186H9ZM51 188H53V187H51ZM187 188V187H186ZM2 189V188H1ZM0 189V190H1ZM6 189H8V188H5V190ZM16 189V188H15ZM47 189H49V188H47ZM47 189L46 190H44L43 192H45V191H47ZM9 190V189H8ZM19 190V189H18ZM17 189H16V191H18ZM41 190V189H40ZM2 191V190H1ZM16 191H13L12 193H14V192H16ZM25 191V190H24ZM31 191H33V190H31ZM49 191V190H48ZM53 191V190H52ZM90 190H88V192L87 193H90L89 192ZM94 191V194L96 193ZM185 191V190H184ZM183 191V192H184ZM6 192H8V191H6ZM6 192H4V194L6 193ZM30 192V191H29ZM38 192V195H39V191H37ZM57 192V191H56ZM60 191H58V193H59ZM178 192V193H177ZM9 193V192H8ZM11 193V192H10ZM10 193H9V200H11V197H10ZM20 193V192H19ZM23 193V192H22ZM30 193H32V192H30ZM34 193V192H33ZM51 193V192H50ZM91 193H93V190H92V192ZM179 193V194H180ZM190 193V192H189ZM4 194L2 195V192L0 193V195L1 196H4ZM21 194V193H20ZM41 194V193H40ZM44 194V193H43ZM45 194H47V193H45ZM48 194H49V192H48ZM57 194V193H56ZM93 194V195H94ZM99 194L97 195L98 197H99ZM12 195V194H11ZM16 195V194H15ZM29 195V193L27 192V195L25 194V198H26V196H28ZM37 195V194H36ZM42 195V194H41ZM50 195V194H49ZM92 195V196H93ZM147 195H148V193H147ZM146 195V196H147ZM0 196V197H1ZM8 196H7V198H8ZM17 196H18V193H17ZM32 196H34V195H32ZM32 196H31V198H32ZM44 196H47V195H44ZM87 196V195H86ZM88 196H90V195H88ZM87 196V197H88ZM95 196V195H94ZM96 196V197H97ZM135 196V195H134ZM143 196V195H142ZM178 196V195H177ZM183 196V195H182ZM188 196V195H187ZM189 196H191V198H189ZM188 197H186V200H187V198L190 200V201H192V195L190 194ZM22 197H24L23 195H22ZM35 197V196H34ZM40 198H41V196H39ZM60 197V195L57 197V198H59ZM87 197H85L86 199H87ZM95 197V199L97 200L98 198H96ZM149 197V196H148ZM148 197H147V199H148ZM12 198H16L15 196H14V194H13V197ZM36 198V197H35ZM40 198H36V200L38 201ZM48 198V197H47ZM54 198V196L52 197V199ZM56 198V199H57ZM84 198V199H85ZM130 198H132V197H130ZM130 198H128V199H130ZM139 197H137V199H138ZM146 197H145V195H144V199L142 200L143 202L145 201V200H147V199H145ZM4 199V198H3ZM19 199H20V197H19ZM24 199V198H23ZM43 199L45 200L46 199V197H43ZM61 199V198H60ZM82 200V201H87V200ZM176 199V198H175ZM178 199V198H177ZM181 199H182V197H181ZM183 199H185V198H183ZM232 199V198H231ZM5 200V199H4ZM4 200H2L1 201V199H0V203L1 204H3V203H9L7 200V202H3ZM13 200V199H12ZM15 200V199H14ZM31 200V199H30ZM35 200V201H36ZM122 200H125V198L124 199H122ZM122 200H121V202H122ZM141 200V199H140ZM179 200V199H178ZM177 200V201H178ZM19 201V200H18ZM21 201H22V198H21ZM41 201H42V199H41ZM46 201H48V202H50L51 200H49V198L46 200ZM57 201V200H56ZM78 201H80V200H78ZM93 201L91 202V204L93 203ZM101 201H102V199H101ZM126 201H127V199H126ZM131 201V200H130ZM133 201H134V198H133ZM234 202L236 201L235 200V198H234V200H233ZM3 202V203H2ZM13 203H14V201H12ZM12 202H10V203H12ZM20 202V201H19ZM18 202V203H19ZM26 202V201H25ZM40 202V201H39ZM45 202V201H44ZM125 202V201H124ZM136 202V201H135ZM201 202V201H200ZM199 202V200H198V203H200ZM231 204H232V202H231V200L229 201ZM228 202V204H229V206H231V204ZM233 202V203H234ZM247 202V201H246ZM15 203H17V202H15ZM21 203V202H20ZM27 203H28V201H27ZM37 203V202H36ZM36 203H34V204H36ZM42 203V202H41ZM47 203V202H46ZM46 203H44V204H46ZM57 203H58V201H57ZM61 203V202H60ZM100 203H102V202H100ZM128 203V204H127ZM131 203V202H130ZM142 203V202H141ZM141 203H139L140 205H142ZM189 203H191V202H189ZM188 203V204H189ZM193 204H194V202H192ZM191 203V205L193 206V204ZM203 203V202H202ZM248 203V202H247ZM250 203V202H249ZM248 203V204H249ZM1 204H0V206H1ZM31 204H32V201H31ZM30 204V205H31ZM38 204V203H37ZM36 204V205H37ZM40 204V203H39ZM39 204H38V206H39ZM43 204V205H44ZM50 204H53V203H51L50 202ZM54 204H55V202H54ZM75 205L76 204H78L77 202H75L74 203ZM84 204V207H85V203H83ZM125 204V203H124ZM126 204L127 205H129V201L128 202H126ZM144 204V205H145ZM172 204V205H173ZM187 204V205H188ZM197 204V201H195V205ZM209 203H207V205L206 206H208L209 208L208 209H211L212 207L213 208H215L216 206H213V204H212V207H210L211 205H208ZM235 204V206L234 207H236V208H238V207H240V208H238L239 210H241V206H236V204L237 203H234ZM241 204V203H240ZM246 204V203H245ZM254 205H252V201H251V205L252 206H256L255 205V203H253ZM6 205V204H5ZM4 205V206H5ZM9 205V204H8ZM8 205H6V207H9ZM14 205L15 204H13V205H11V207L13 206L14 207ZM24 205V204H23ZM29 205V204H28ZM49 205V203L47 204V206ZM56 205V204H55ZM53 206V205H51V207H54L55 209H57L56 207H58V206ZM58 205V204H57ZM59 205H61V204H59ZM86 205H87V202H86ZM99 205V206H98ZM123 205V204H122ZM143 205V206H144ZM146 205H145V207H146ZM175 205V204H174ZM190 205V204H189ZM216 205V204H215ZM238 205V204H237ZM16 206H17V204H16ZM15 206V207H16ZM26 206H27V204H26ZM32 206H33V204H32ZM50 206V205H49ZM48 206V207H49ZM62 206H63V204H62ZM65 206V205H64ZM68 206V205H67ZM71 206H72V204H71ZM81 206V205H80ZM88 209L86 210V211H88L89 213H90V205H89V202H88ZM91 206H93V205H91ZM102 206V207H103ZM130 206H133V205H130ZM143 206H140V208L141 207H143ZM192 206H190V208L192 207ZM196 206H198L197 207V209L195 208V207H193V208H195L196 210H194V211H191V209H189L190 211V215L189 216H185V218H187V219H185V218H178L177 219V217L179 216V215H181V214H178L177 213V217L176 216H174V217H176L175 219H173L174 220V222H177V224H176V226H174L175 227V230H173L174 228H173V226H172V230L175 232L176 230H177V232L174 234V232L172 231V230H169V231H171V235L170 236H172L173 234V236L170 238V243H169V245L168 246H171V247H175V245H180V246H182L183 244V248H185L184 250L186 251V249H187V251L190 249L191 250V243H193V242H195V241H197V238H199V235L197 236L196 234H197V232L195 231V226L196 225H198L196 222H199L200 223V218L204 215V214H206L205 212L207 211V207L206 206H204L203 204H200V205H196ZM244 206V205H243ZM243 206H242V208H243ZM3 207V206H2ZM10 207V208H11ZM13 207H12V209H13ZM18 207V206H17ZM20 207H22L21 205H20ZM40 207H41V205H40ZM51 207H49L50 208V210H52L51 209ZM73 207V206H72ZM83 206H82V208H81V210L84 208ZM101 207V208H102ZM117 207H120V208H118V209H116ZM125 207H126V205H125ZM125 207H124V209H125ZM134 207V206H133ZM135 207H137V206H135ZM232 207L233 206H231V210H232ZM5 208V207H4ZM19 208V207H18ZM26 208V207H25ZM23 209V210H27V209ZM28 208V207H27ZM30 208V207H29ZM32 208V207H31ZM38 208V207H37ZM43 208H45V207H43ZM48 208V209H49ZM78 208H79V204H78ZM94 208V207H93ZM97 208H98V210H97ZM144 208V207H143ZM188 208V207H187ZM193 208H192V210H193ZM212 208V209H213ZM230 208V207H229ZM244 208L246 209L247 207L246 206H244ZM250 208H251V206H250ZM7 209V208H6ZM9 209V208H8ZM7 209V210H8ZM20 209H22V208H19V210ZM34 209H36L35 208V205H34ZM70 209V208H69ZM68 209V210H69ZM73 208H71V210H72ZM124 209H123V211H124ZM133 210V208H130V210ZM181 209V208H180ZM253 209V208H252ZM10 210V209H9ZM15 210V209H14ZM13 210V212H14V214L13 215H15V211ZM44 210V209H43ZM47 210V209H46ZM66 211H67V209H65ZM64 210V211H65ZM188 210V209H187ZM186 209H185V211H187ZM11 211V210H10ZM28 211V210H27ZM26 211V212H27ZM32 211V209H30V212ZM37 211V210H36ZM36 211H33V212H35V213H38L39 214V212H36ZM48 211V210H47ZM63 211V212H64ZM74 211H75V209H74ZM85 211V210H84ZM84 211L82 212V213H84ZM85 211V212H86ZM95 211H92L91 213H93L92 215H93V217L95 216V215H98V214H95V213H97V212H95ZM129 211V210H128ZM128 211H127V213H128ZM145 211V210H144ZM146 211H145V213H146ZM5 212V211H4ZM7 212V211H6ZM6 212H5V214H6ZM16 212L18 213L19 211L18 210H16ZM29 212V211H28ZM63 212H61V214L63 213ZM72 212V211H71ZM75 212H79V210L78 211H75ZM75 212H74V215H75ZM120 212H121V210H120ZM171 212V211H170ZM179 212V211H178ZM209 212H210V210H209ZM9 213V212H8ZM7 213V214H8ZM16 213V215H18ZM20 213V212H19ZM32 213V212H31ZM34 213V214H35ZM46 213V212H45ZM67 213V212H66ZM82 213H80V214H82ZM91 213H90V215H91ZM144 213V212H143ZM161 213V214H162ZM185 213V212H184ZM188 213V212H187ZM187 213H185V214H187ZM264 213V212H263ZM263 213H261V214H259V216H258V219H261V220H263V218H264V214ZM4 214V213H3ZM4 214V215H5ZM10 214V213H9ZM22 214H24V215H27V214H25V211H24V213H22ZM29 214V213H28ZM48 214V213H47ZM46 214V215H47ZM60 214V213H59ZM64 214V213H63ZM71 213H69V215H70ZM77 214V213H76ZM79 214V215H80ZM85 214V213H84ZM83 214V215H84ZM118 214V213H117ZM120 214V213H119ZM159 214V215H158ZM184 214V215H185ZM235 214V213H234ZM244 214V213H243ZM242 214V215H243ZM12 215V214H11ZM13 215H12V217H13ZM15 215V216H16ZM36 216H38V219H39V217L41 218V216H40V214L39 215H37V214H35ZM41 215H43V213L41 214ZM78 215V214H77ZM78 215V216H79ZM83 215L82 216H79L77 219L78 220H80V222H82V220L84 221L85 220V218L84 219H82V217H83ZM90 215H88V214H86V218L89 216L90 217ZM98 215V216H99ZM116 215V214H115ZM115 215L113 216L114 218H113V222L115 221L114 219H115ZM121 215V214H120ZM124 215H125V213H124ZM142 215V214H141ZM209 215V214H208ZM229 215V214H228ZM0 216H1V214H0ZM15 216H14V218H15ZM19 217H20V214L18 215ZM17 216V217H18ZM30 216V215H29ZM35 216V217H36ZM44 216V215H43ZM42 216V217H43ZM51 216V215H50ZM59 216V215H58ZM57 216V217H58ZM85 216V215H84ZM101 216H99V217H95V218H97V221L96 222H93V223H90L89 224V222L91 221L92 222V220L94 219V221H95V218H92V220H90V218L88 219V224L84 221V223L86 224V225H83L82 223H77V222H79V221H77L76 219H75V223H74V225L75 226H71V228L70 227H68V229H65L64 227H62V224L63 223H65V222H67V221H65V222H61L62 224L61 225H58L59 224V222H58V224H56V225H58V226H60V227H62L61 229H65V231L63 232V231H60L58 228H57V226H56V229L54 228L53 230L54 231H51V232H54V233H51V234H55L57 231L56 230H59L60 232H57V233H61V235H60V237H62V239H59L60 237H58V239L55 237V239L53 240V239H50V241L51 240H53V241H49L48 239V241H46V237H45V240H44V238H41V239H43L44 240V243H47V245H42V247H40V245H38V248H35V246H37V244L38 243H41L40 241H42V240H40V241H37L38 243L35 245V244H33V245H35L34 247H33V245L31 244V247H30V245H29V247H28V244H27V246H23L21 249H20V251H18V252H20L21 253V255H23L24 257V260H23V262H18V263H21V264H62L63 262H65L64 260L68 257V256H70V257H72L73 258V256H75L76 254H79L80 252H82V250H84V248H86V247H92L93 245H95L96 244V241H97V239L100 237L101 238V234H102V229L104 228L103 227V225H102V223H103V221L105 222V218L103 219V216L101 217ZM107 216H106V218H107ZM126 216V215H125ZM131 216H134V215H131ZM130 216V217H131ZM238 216V215H237ZM2 217H3V215H2ZM4 217H6V216H4ZM4 217L2 218V219H4ZM7 217H9V216H7ZM12 217H10V218H12ZM18 217V218H19ZM25 217V216H24ZM27 217H28V215H27ZM26 217V218H27ZM46 217V216H45ZM63 217V216H62ZM71 217V216H70ZM73 217L74 216H72V218H70L69 220V222H71V220L73 219ZM105 217V216H104ZM117 217H118V215H117ZM123 217V216H122ZM141 217V216H140ZM205 217V220H206V216H204ZM209 217V216H208ZM240 217V216H239ZM242 217V216H241ZM240 217V218H241ZM243 217H244V215H243ZM1 218V217H0ZM13 218V219H14ZM20 218H22V217H20ZM37 218V217H36ZM47 218V217H46ZM49 218V217H48ZM120 218V217H119ZM128 218H129V216H128ZM134 218V217H133ZM147 218V219H148ZM240 218H238L237 217V220L238 219H240ZM32 219V218H31ZM37 219V220H38ZM44 219V218H43ZM65 220H68V219H66V218H64ZM63 219V220H64ZM121 219H123V218H121ZM125 219H126V217H125ZM208 219V218H207ZM257 219V220H258ZM24 220V219H23ZM30 220V219H29ZM28 220V221H29ZM34 220H36V219H33V222H34ZM54 219H52V222H53V224L54 223H56L55 221H53ZM62 220V219H61ZM60 220V221H61ZM117 220H120V219H117ZM128 220V219H127ZM132 220V219H131ZM130 220V221H131ZM199 220V221H198ZM211 220V218L209 219V221ZM246 220V219H245ZM245 220H244V223H245ZM253 220H254V218H253ZM256 220V219H255ZM254 220V221H255ZM1 221V220H0ZM3 221V220H2ZM5 221H6V219H5ZM12 221V220H11ZM10 221V222H11ZM24 221H27V219L26 220H24ZM47 221V220H46ZM108 221H106L105 223H107ZM122 221H125L124 219L122 220ZM138 221H141V223L144 221V219L142 218V220H138ZM149 221V220H148ZM150 221H152V220H150ZM219 221V220H218ZM223 221V220H222ZM221 221V222H222ZM247 221V220H246ZM20 222H22V223H25V222H23L21 219H20ZM19 222V223H20ZM40 222V221H39ZM109 222H112V221H109ZM126 222V221H125ZM132 222V221H131ZM203 222V221H202ZM206 222H208V220L206 221ZM240 222H242V221H240ZM240 222H238L237 221V224L239 225V227L241 228L242 227V225L240 224ZM3 223V222H2ZM6 224H8L7 222H5ZM3 224V226L4 225H6V224ZM18 223V224H19ZM48 223V222H47ZM46 222L45 223H42V225H45V224H47ZM76 223H77V225H76ZM105 223H103L104 225H105ZM128 223V222H127ZM140 222H139V224L138 225H140L141 224ZM144 223V222H143ZM148 222H146V224H147ZM205 222H203V223H201V224H204ZM209 223V222H208ZM213 223H215V222H213ZM217 223H220V222H217ZM233 223H236V222H233ZM253 223V222H252ZM255 223V222H254ZM258 223H260L259 222V220H258ZM11 224V223H10ZM49 225L51 224V226H52V223L49 221V223H48ZM48 224H47V226H48ZM110 224V223H109ZM108 224V225H109ZM126 224V223H125ZM129 224L130 223H128V227H129ZM155 224V223H154ZM196 224V225H195ZM216 224V223H215ZM214 224V225H215ZM222 224V223H221ZM225 224V223H224ZM227 224V223H226ZM243 224V223H242ZM247 224V225H246ZM246 224H245V226H244V224H243V226L244 227H247V229L249 230H251V228L250 227H248V223L246 222ZM251 224V223H250ZM20 225H22V224H20ZM24 225V224H23ZM39 226V227H43V226ZM64 225V224H63ZM71 225H73V224H71ZM108 225H105V226H108ZM131 225V224H130ZM142 225V224H141ZM145 225V224H144ZM205 225V224H204ZM219 225V224H218ZM231 225V224H230ZM236 225V224H235ZM255 225H256V223H255ZM260 225V224H259ZM0 226H1V224H0ZM8 226V225H7ZM6 226V227H7ZM10 226V225H9ZM38 226V225H37ZM55 226V225H54ZM68 226V225H67ZM67 226H66V228H67ZM110 226L112 227L113 226V224L111 225L110 224ZM132 226V225H131ZM149 226V225H148ZM152 226V225H151ZM198 226H201V225H198ZM197 226V227H198ZM211 226V225H210ZM209 226V227H210ZM227 226V225H226ZM229 226V225H228ZM232 226V225H231ZM230 226V227H231ZM234 226V225H233ZM5 227V228H6ZM11 227V226H10ZM10 227L8 228V230H10L8 233H10L11 232V230H12V228L10 229ZM19 227H21L22 228V226H19ZM103 227V228H102ZM137 227V224L134 226V230H135V228ZM139 227V226H138ZM138 227L136 228V229H138ZM146 226H144L141 230L143 231V229L145 228ZM196 227V228H197ZM224 227V226H223ZM252 227H254L253 225H252ZM263 227V226H262ZM2 228V227H1ZM41 228L39 229V230H41ZM43 228H45V226L43 227ZM46 228H49V230L51 229L50 228V226H48V227H46ZM107 228V227H106ZM109 228V227H108ZM114 228H116V227H114ZM199 228V227H198ZM203 228V227H202ZM213 228V227H212ZM234 228V227H233ZM233 228H232V230H233ZM240 228L238 229V230H236L237 229V227H236V231H235V234L237 233V235L239 236V238L241 239L242 237H241V233H242V230H240ZM243 228V227H242ZM241 228V229H242ZM260 228V227H259ZM259 228H257L256 230V233L257 232H259L258 230H260ZM264 228V227H263ZM262 228V229H263ZM19 229V228H18ZM38 229V228H37ZM63 229V230H64ZM105 229V228H104ZM146 229V228H145ZM209 229V228H208ZM214 229V228H213ZM223 229H225V230H223V231H226V227L225 228H223ZM227 229H228V227H227ZM246 229V228H245ZM7 230V229H6ZM7 230V231H8ZM20 230V229H19ZM19 230H17V231H19ZM26 230V229H25ZM46 230V229H45ZM45 230H43V231H39L40 233H43ZM48 230V229H47ZM48 230V231H49ZM52 230V229H51ZM113 231H111V232H114V229H112ZM115 230H117V229H115ZM215 230V229H214ZM229 230V229H228ZM231 230V231H232ZM249 230V232H251ZM5 231V230H4ZM4 231H3V233H4ZM22 231H24V230H22ZM22 231H19V232H21V235H22ZM104 231V230H103ZM119 231V230H118ZM139 231V230H138ZM141 231V232H142ZM201 231V230H200ZM209 231H210V229H209ZM223 231H222V233H223ZM230 231V230H229ZM229 231H227V232H229ZM254 231V230H253ZM252 231V232H253ZM260 231H262V230H260ZM18 232V233H19ZM33 232H35V231H33ZM37 232H38V230H37ZM36 232V233H37ZM63 232V233H62ZM109 232V231H108ZM117 231H115L114 233H116ZM137 232V231H136ZM141 232H139V233H141ZM145 232V231H144ZM172 232H173V234H172ZM203 232V231H202ZM206 232V231H205ZM246 232H247V230H246ZM248 232V233H249ZM255 232V231H254ZM8 233H7V235H8ZM104 233V232H103ZM110 233V232H109ZM113 233V234H114ZM119 233V232H118ZM122 233V232H121ZM120 233V234H121ZM170 233V232H169ZM198 233H199V231H198ZM211 233V232H210ZM214 233V232H213ZM216 233V232H215ZM225 233V232H224ZM233 233V232H232ZM232 233H231V237H232ZM30 234V233H29ZM34 234V233H33ZM33 234H31L30 236H32ZM107 234V233H106ZM105 234V235H106ZM112 234V235H113ZM117 234V233H116ZM119 234V236H123L124 237V235H120ZM203 234H206V233H203ZM212 234V233H211ZM217 234V233H216ZM229 233H227V235H228ZM250 234V233H249ZM258 234V233H257ZM0 235H3L2 234V232H0ZM9 235H11V233L9 234ZM25 235V234H24ZM24 235H23V237H24ZM36 235V234H35ZM44 235H45V233H44ZM43 235V236H44ZM48 235V234H47ZM58 235V236H59ZM111 235V234H110ZM115 235V234H114ZM144 235V234H143ZM218 235V234H217ZM217 235H213V236H216L217 237ZM220 235V234H219ZM223 235V234H222ZM233 235H234V233H233ZM252 235H254V234H252ZM252 235H250V236H252ZM263 235V234H262ZM4 236V235H3ZM12 236V235H11ZM27 236V235H26ZM37 236H40V234L39 235H37ZM50 236V235H49ZM49 236H47V237H49ZM212 236V237H213ZM221 236V235H220ZM242 236H244V235H242ZM247 236V235H246ZM249 236V237H250ZM6 237V236H5ZM13 237H16V236H13ZM18 237H19V235H18ZM36 237V236H35ZM34 237V238H35ZM42 237V236H41ZM115 237H118V236H116L115 235ZM203 237V236H202ZM204 237H206V236H204ZM225 237V236H224ZM223 237V238H224ZM226 237H228V236H226ZM230 237V236H229ZM234 237V236H233ZM237 237V236H236ZM236 237H234V238H236ZM0 238H1V236H0ZM10 238V237H9ZM19 238H21V237H19ZM28 238H30L29 236H28ZM37 238V237H36ZM52 238V237H51ZM103 238H105L104 236H102V239ZM121 238V237H120ZM214 238L215 237H213V242H210V241H208V243L210 242L211 244L213 243V245H214ZM238 238V237H237ZM239 238H238V240H239ZM264 238V237H263ZM8 238H6V241H7V243H8V240H7ZM14 239V238H13ZM106 239V238H105ZM168 239V241H169V238H167ZM166 239V240H167ZM207 239V238H206ZM218 240L220 239V238H217ZM216 239V240H217ZM244 239V238H243ZM247 238H245V240H246ZM248 239H250V238H248ZM251 239H253L252 237H251ZM28 240V239H27ZM27 240H25V241H27ZM30 240V239H29ZM37 240V239H36ZM58 240H60V241H58ZM127 240V238H125V241ZM208 240V239H207ZM207 240H205L206 242H204V240H201V242H204V243H206L207 244ZM226 240V239H225ZM231 240V239H230ZM232 240H233V238H232ZM235 240V239H234ZM242 240V239H241ZM262 240V239H261ZM260 239H259V241H261ZM4 241H5V239H4ZM23 241V240H22ZM32 241H33V236H32ZM35 241V240H34ZM33 241V242H34ZM46 241V242H45ZM99 241H100V239H99ZM98 241V242H99ZM121 241H122V239H121ZM130 241V240H129ZM219 241H221V240H219ZM222 241H224V239L222 240ZM229 241V240H228ZM227 241V243L229 244L230 242H228ZM236 241V240H235ZM243 241V240H242ZM262 241H264V239L262 240ZM9 242H10V239H9ZM16 242V241H15ZM21 242V241H20ZM28 242V241H27ZM30 242V241H29ZM32 242V243H33ZM36 242V241H35ZM34 242V243H35ZM98 242H97V246H98ZM122 242H124V241H122ZM131 242V241H130ZM130 242H128V243H130ZM166 242V241H165ZM201 242H200V244H201ZM238 242V241H237ZM257 242V241H256ZM7 243L5 244V247H6V245H7ZM19 243V242H18ZM100 243V242H99ZM124 243H126V242H124ZM217 243H218V241H217ZM221 243H223V242H221ZM220 243V249H222L221 248V245H223V244H221ZM226 243V245H224L225 247H226V249L228 250L229 249V247L227 248V246H230V245H228ZM232 243V242H231ZM238 243H240V242H238ZM244 243V242H243ZM248 243H250V241L248 242H246V244H248ZM258 243V242H257ZM256 243V244H257ZM260 243V242H259ZM17 244V243H16ZM24 244H25V242H24ZM42 244V243H41ZM123 244V243H122ZM165 244H167V243H165ZM165 244H164V246H165ZM197 244V242L193 245V246H195ZM237 244V243H236ZM260 244H262V243H260ZM15 245V244H14ZM143 245V244H142ZM159 246H161L162 244H158ZM218 245V244H217ZM235 245V244H234ZM241 245V244H240ZM8 246V245H7ZM19 246V245H18ZM17 246V247H18ZM20 246H21V244H20ZM123 246H125V244H123ZM122 246V247H123ZM126 246H128V245H126ZM158 246V247H159ZM164 246H162L161 247V249L160 250H163V247ZM200 246V245H199ZM196 247V249H198V248H200L201 247V249H202V245L200 246V247ZM235 246H237V245H235ZM234 246V247H235ZM250 246V245H249ZM257 246V245H256ZM4 247V249H3V247L2 248H0V249H2V251H5L6 250V248ZM14 247V246H13ZM93 247H95L96 248V246H93ZM130 247L131 246H129V249H130ZM139 247H141V248H143L142 246H139ZM157 247V248H158ZM177 247V246H176ZM223 247V246H222ZM232 248H233V244H232V246H231ZM244 247V246H243ZM243 247L241 248V249H243ZM259 247H260V245H259ZM263 246L261 245V248H262ZM12 248V247H11ZM156 248V247H155ZM155 248H154V250H155ZM168 248V247H167ZM167 248L165 249L166 251H168L167 250ZM195 248V247H194ZM219 248V247H218ZM238 248V247H237ZM248 248V247H247ZM254 248H256L255 247V245H254ZM254 248H252V250L251 251H254V250H256V249H254ZM14 249V248H13ZM16 249V248H15ZM87 249V248H86ZM86 249H85V251H86ZM98 249V248H97ZM99 249H100V247H99ZM159 249V248H158ZM174 249V248H173ZM180 249V248H179ZM193 249V248H192ZM239 250H237L238 252L237 253H239V251L241 250L240 249V247L238 248ZM254 249V250H253ZM258 249V248H257ZM10 250V249H9ZM125 250V247H124V249H123V251ZM151 250V249H150ZM154 250H152V251H154ZM158 251L157 250V252H152L151 254H148L149 256L146 258V260H144L145 258V255L146 254H144L143 256H142V258H140L139 256H138V258H140V260H142L143 258V261L141 262L142 264H143V262H144V264H162V263H165V261L166 262H168V261H172V259H169L170 257H172V256H170V255H168L169 253H171V252H169V253H165V255H163V256H161V254H162V252L161 251ZM176 250V249H175ZM183 250V249H182ZM200 250V249H199ZM206 250H208V247H206ZM205 250V248H204V251L203 250H201V251H197L199 254H197V255H202V257L204 256V254H200V252H205L206 251ZM209 250H211V248L209 247ZM235 249H233V250H231L230 249V251H234ZM244 250H245V247H244ZM84 251V252H85ZM95 251V250H94ZM98 252V256H99V250H97ZM126 251H128L127 249H126ZM125 251V252H126ZM132 251V250H131ZM145 251H146V249H145ZM172 251V250H171ZM185 251H183V253L182 254H180V255H182V256H184V254L186 253ZM195 251V250H194ZM212 251V253H213V250H211ZM249 251V250H248ZM259 251V250H258ZM261 251V250H260ZM83 252V253H84ZM130 252V251H129ZM129 252H126V254L127 253H129ZM133 252V251H132ZM149 252V251H148ZM173 252H175L174 250H173ZM182 252V251H181ZM185 252V253H184ZM189 252H193V251H189ZM197 252H195V253H197ZM228 252V251H227ZM242 252V251H241ZM246 252V251H245ZM255 252H257V251H255ZM254 252V253H255ZM14 253V255H13V257L15 256V253H16V251H14L13 250V252H12V254ZM19 253V254H20ZM22 253H24V254H22ZM86 253V252H85ZM93 254L92 252H90V249H89V254ZM95 253H96V251H95ZM96 253V254H97ZM101 253V252H100ZM144 252H143V250H142V253L140 252V254H143ZM147 253V252H146ZM177 253V252H176ZM222 253H223V251H222ZM224 253H226V251L224 252ZM244 253V252H243ZM243 253H241V254H243ZM247 253V252H246ZM253 253V254H254ZM259 253V252H258ZM261 253V252H260ZM11 254V255H12ZM88 254V253H87ZM96 254H95V256H96ZM188 254V253H187ZM193 254V253H192ZM236 254V253H235ZM234 253H233V255H232V253L231 254H229V252H228V254H226V255H229V258H231L230 256H234L235 255ZM240 254V255H241ZM245 254V253H244ZM248 254H249V252H248ZM250 254H252V253H250ZM253 254H252V256H253ZM264 254V253H263ZM1 255H3V254H1ZM4 255H6V254H4ZM83 254H79L78 256H82ZM94 255V254H93ZM128 255H130V254H128ZM133 255V254H132ZM189 255V257H190V254H188ZM208 255V254H207ZM206 255V256H207ZM220 255V254H219ZM222 255V254H221ZM247 255V254H246ZM245 255V256H246ZM18 256V255H17ZM16 256V257H17ZM20 256V255H19ZM77 256V255H76ZM177 256V255H176ZM187 256V255H186ZM186 256H184L185 258H187ZM218 256V255H217ZM216 256V259L219 257H217ZM237 256H238V254H237ZM249 255H247L246 257H244L243 259L245 260V259H247V257H248ZM257 256H258V254H257ZM4 258H5V256H3ZM2 257V258H3ZM7 257V256H6ZM12 257V256H11ZM86 257H87V255H86ZM93 257V256H92ZM97 257V256H96ZM132 257V256H131ZM130 257V258H131ZM161 257L162 258H166V259H164L165 261H162L161 260ZM208 257V256H207ZM210 257V259H211V257H212V255L211 256H209ZM215 257V256H214ZM214 257H212V259L214 258ZM223 257H226L225 256V254H223ZM256 257V256H255ZM259 257V256H258ZM264 257V256H263ZM20 258V257H19ZM71 258V259H72ZM75 258H77V257H74V259ZM82 258V257H81ZM93 258H95V257H93ZM98 258H101V255H100V257H98ZM126 258H127V256H126ZM129 258V259H130ZM133 258H135V257H133ZM220 258V257H219ZM229 258H227V260L229 259ZM235 258V256L233 257V259ZM242 258V257H241ZM240 258V259H241ZM249 258V257H248ZM10 260H11V258H9ZM14 259V258H13ZM16 259V258H15ZM84 259V258H83ZM86 260L88 259V257L87 258H85ZM179 259V258H178ZM180 259H182V260H184L183 258H180ZM179 259V260H180ZM205 259V258H204ZM204 259H203V261L201 260V263L200 264H202V262H204L205 263V261H204ZM215 259V258H214ZM216 259H215V261H216ZM222 259H224V258H222ZM226 259V258H225ZM224 259V260H225ZM243 259H241L242 261H243ZM250 259V258H249ZM4 260H7L6 258L4 259ZM75 260H77V259H75ZM75 260H74V262H75ZM82 260V259H81ZM131 261H133V259H130ZM135 260V259H134ZM139 259H137L136 261H137V264H139L138 261ZM187 260H188V258H187ZM218 260V259H217ZM220 261L219 262H221V258L219 259ZM224 260H222V261H224ZM227 260H225L226 261V263H227ZM230 260V259H229ZM228 260V261H229ZM231 260H232V258H231ZM237 260H238V257H237ZM240 260V262H235L234 264H240L242 261ZM248 260V259H247ZM247 260H245V261H247ZM256 260V259H255ZM258 260V259H257ZM261 260V259H260ZM259 260V261H260ZM262 260H264V259H262ZM12 261V260H11ZM10 261V262H11ZM17 261V260H16ZM20 261H22V259L20 260ZM69 261V260H68ZM88 261V260H87ZM94 261V260H93ZM129 261V260H128ZM175 261H177L178 262V260H176V257L174 258V262H173V264H175ZM186 261V260H185ZM189 261V260H188ZM208 261V260H207ZM215 261H214V263H215ZM236 261V260H235ZM252 261V260H251ZM254 261V260H253ZM9 261H8V263H10ZM67 262V261H66ZM73 262V261H72ZM72 262H70L71 264H72ZM77 262V261H76ZM76 262H75V264H76ZM83 262H84V260H83ZM134 262V261H133ZM159 262H161V263H159ZM176 262V263H177ZM179 262H181V261H179ZM178 262V263H179ZM183 262V261H182ZM208 262H210V260L208 261ZM218 262V263H219ZM260 262H263V261H260ZM1 263V262H0ZM4 263H6L5 261H4ZM3 263V264H4ZM78 263V262H77ZM85 263V262H84ZM84 263H81V264H84ZM91 263V262H90ZM98 263V262H97ZM102 263V262H101ZM130 263V262H129ZM132 263V262H131ZM136 263V262H135ZM169 263V262H168ZM177 263V264H178ZM187 263V262H186ZM211 263H213V262H211ZM213 263V264H214ZM216 263H217V261H216ZM215 263V264H216ZM223 263V262H222ZM229 263H231V261L229 262ZM245 263H247V262H245ZM249 263H251V262H249ZM253 263V262H252ZM256 262H254V264H255ZM69 264V263H68ZM79 264V263H78ZM86 264V263H85ZM92 264H94V263H92ZM169 264H171V262L169 263ZM182 264V263H181ZM188 264H190V263H188ZM193 264V263H192ZM196 264V263H195ZM208 264V263H207ZM219 264H221V263H219ZM225 264V263H224ZM241 264H243V263H241ZM248 264V263H247ZM256 264H259L258 263V261H257V263ZM261 264V263H260Z\"/></svg>", "mask_w": 264, "mask_h": 264}]
</instances>
